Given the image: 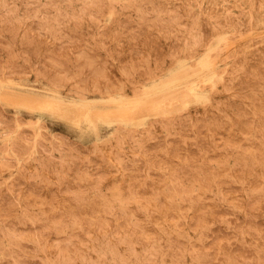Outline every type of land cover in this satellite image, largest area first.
<instances>
[{
	"label": "rangeland",
	"instance_id": "obj_1",
	"mask_svg": "<svg viewBox=\"0 0 264 264\" xmlns=\"http://www.w3.org/2000/svg\"><path fill=\"white\" fill-rule=\"evenodd\" d=\"M123 1H124V3H123ZM132 1H134V2H132ZM170 1L169 0H166V1L165 0H122V1L121 0H67L65 2V0H47V1L46 0H38V1L37 0L36 1L35 0L34 1L33 0H31V1H29V0H12V1L11 0H0V41L4 40V41L0 42V46H2V48L0 47V110H2V111H0L1 112L0 113V127L3 126V127H1L2 129L0 128V131H1L0 135L1 134L3 135V137H2V135L0 136V150H1L0 151V180H1L0 181V187H2V188H0V198H1L0 199L1 200L0 201V211H4V212H0V217L2 216V218H0L2 221V222L0 221V238H1L0 239V248H1L0 251H2V252H0V264H6V263L11 264L12 261L14 262V263L12 262V264H28V263L29 264L30 263L31 264H39V263L40 264H74V263L75 264L76 263L77 264H138V263H140V264H166V263L167 264H180L181 262H182V264H212V263L217 264L218 262H220L218 264H229V263L230 264H234V263L235 264H264V235H263L264 234V230H263L264 229V222L261 223L262 220L264 221V210H263V208H264V164H263L264 163V160H263L264 150L260 151V150L264 149V146H262V148H261V144L264 142V127H263L264 126V123H263L264 122V110H263L264 109V107H263L264 106L263 105L264 104L263 103L264 96L261 97V94H264V92H263V90H264V80H263L264 79V77H263L264 76V73H263L264 72L263 71L264 65L263 66H261V65L264 64V60L262 63V61H261L262 59L259 58V59H261L259 61V59L257 58V57H261V54L264 55V53H263L264 52V50H263L264 49V47H263L264 46V13H263L264 12V0H257L258 2L256 0H208V1L207 0H185V2H184V0H172L171 2ZM259 1H260V3H259ZM261 2H262V4H261ZM35 3H37V4H35ZM53 3L57 4V5H52V7H50L51 4H53ZM63 3H65V4H63ZM160 3H162V4H160ZM258 3L261 5H259ZM146 4H148V5H146ZM4 5H5V7H4ZM40 5H42L41 6L42 8L40 7ZM131 5H133V6H131ZM176 5L181 6V8H178L179 6H176ZM256 5H259L260 7L257 8L258 6H256ZM8 6L10 8H8ZM37 6H39V7H37ZM46 6H48V7H46ZM165 6H166V8L163 9ZM171 6L175 7L177 9V12L180 11V9H181V12L180 13L178 12L180 14L179 16H177L178 13L172 14V12H176V9L174 8V11H173V8ZM32 7H33V9H32ZM3 8H5V10ZM149 8H150V10H149ZM205 8H207V9L205 10ZM202 9H204V11ZM8 10H9V12L7 13L6 11H8ZM125 10H127V11H125ZM151 10H152V12H151ZM212 10H215V11H212ZM256 10H257V12H256ZM31 11H33V13ZM209 11L211 13L213 12L214 14L212 13V15H211V13ZM87 13L89 16L87 15V17H86ZM181 13H183L182 14L183 16L181 15ZM208 13H210V14H208ZM260 13H263V14H260ZM15 14H17V15H15ZM27 14H28V16H27ZM38 14H39V16H38ZM54 14L56 15L57 19L59 18L58 20L60 21V23L55 17L53 18ZM162 14L164 16H162ZM43 15H45L46 17L49 16L48 17L49 20ZM229 15H231V16H229ZM77 16H80L81 20L79 17L77 18ZM175 16L177 18H179L181 16V20H179L180 18L177 19ZM158 17H160L159 19H161V20L158 19L159 22L157 21ZM7 18L11 22H8ZM44 18L46 19V21L44 20ZM233 18H234V20H233ZM69 19H71V20H69ZM98 19H100V20H98ZM127 19H129V20H127ZM182 19H184V20L186 19L185 21H187L188 23L185 22L184 20H183V22H184L183 23ZM226 19H228V20H226ZM245 19H247L246 20L247 23H246ZM21 20H23V21H21ZM61 20L63 21V23L61 22ZM172 20H174V21L176 20V21L171 22ZM42 21H43V23H42ZM221 21H222V23H221ZM224 21H225V23H224ZM30 22H32V24H30ZM33 22H36V23H34L35 27L37 26L36 29L38 28V26H41V28L39 27L37 30H33V29H35ZM91 22L93 24H91ZM6 23H8V24H6ZM9 23H10V25H9ZM17 23H19V24H17ZM61 23H62V25H60ZM72 23H74L76 26L73 25ZM150 23H152V24H150ZM166 23H168V24H166ZM170 23H171V25H170ZM172 23H174V24H172ZM51 24H52V26H51ZM124 24H126V26ZM140 24H142V25H140ZM156 24H157V26H156ZM181 24H184V26ZM188 24H189V27H188ZM7 25H9V26H7ZM132 25H134V26H132ZM159 25H161L162 27ZM163 25H166L165 28ZM174 25H176V26H174ZM180 25H181V27H180ZM202 25L203 26L205 25L206 27L205 26L203 27ZM238 25H239V27H238ZM241 25H243V26H241ZM27 26H28L29 30H28ZM55 26L57 28H54ZM122 26H124L125 28H123ZM131 26H132V28H128ZM31 27H33V29H31ZM50 27H51V29H50ZM138 27H139L138 33L140 32L139 34L137 33V31H135V30H137ZM142 27H143V29H145V30L147 29V30L146 31L143 30ZM177 27H179V28H177ZM242 27H243V29H242ZM45 28H46V31H45ZM133 28H135L134 31H133ZM206 28H208V29H206ZM252 28L255 30H253ZM42 29H44V30H42ZM57 29H58V31L60 30V33L62 32L61 33L62 36H64V35L65 36L62 37L61 35H59V32L57 31ZM109 29H110V31H109ZM154 29L157 31L156 33H155ZM159 29H162V30H159ZM201 29L202 30L204 29V31L208 30L207 33H210V34L209 35L205 34L204 31H202ZM39 30L44 31V33L42 31L38 32ZM164 30H167V31H164ZM241 30H247V33L244 31H241ZM65 31H66V33L63 34V32H65ZM102 31L104 32V34H102ZM107 31H108V33L106 35L105 32H107ZM125 31H127L128 34L123 33ZM143 31L149 32V33L145 34ZM23 32L25 35L23 34ZM34 32L35 33L37 32L39 36L34 35L35 34ZM68 32H70V33L72 32L71 36H69L70 33H68ZM81 32H83L84 37H82ZM141 32H142V36L140 37L139 35H141ZM150 32H152V34L154 33L153 37L155 36L154 38L151 36V38H153L155 40L158 39V41H156L155 43H154L153 39L147 37V35L148 36L152 35ZM167 32H169V33H167ZM78 33H80L79 35L84 41L81 38H78V36H79ZM30 34H32L31 38H30ZM52 34H54V35H52ZM55 34L57 36H55ZM118 34H120V36ZM123 34H125L126 37ZM177 34H179L178 37L182 36L183 38L180 37V38H178L180 40H178ZM48 35H49V38H48ZM73 35L76 37H74ZM202 35H207L206 38H205V36H203L204 40L206 39V43L203 40ZM247 35H250V36H247ZM52 36L53 37L55 36V37L53 38ZM115 36H116V39L114 38ZM34 37L37 39L34 40ZM40 37L42 38L41 40L39 39ZM43 37H45L46 39ZM57 37L60 39H58ZM67 37L68 38L70 37L69 40H67L68 39ZM71 37H74V38L71 39ZM109 37H112V38H110V41H109ZM137 37H139V38H137ZM142 37H144V38L147 37L145 39L148 41H149V39H150V41L152 40L153 44H151V42L150 43L147 42L144 38H143L144 39L143 40ZM208 37H209V39L207 40ZM51 38H53L54 41H52L53 39L51 40ZM75 38L78 40V42ZM101 38H103V39L101 40ZM121 38H122V40H120ZM215 38H216V41H215ZM79 39H81V40H79ZM136 39H137V42H136ZM140 39L143 42H141ZM37 40H39L38 43H37ZM42 40H43V42L41 43ZM59 40H60V42H59ZM61 40L65 41V42L63 43V41H61ZM71 40H73V41L75 40L74 41L75 43L76 42L79 43V44L76 43L78 47H76V45L72 46L73 43H71ZM128 40H129V42H128ZM175 40L176 41L178 40V43L176 42L178 47H177L176 43L174 42ZM256 40L261 42V43L256 42ZM32 41H33V43H35L34 41H36V43L33 44V43H31ZM79 41L81 43L83 42L84 44L81 45V43ZM106 41L110 43V45H107V48L105 46H106V44H109V43H107ZM118 41L119 42L122 41V42L119 43ZM144 41H146V43ZM182 41H185V42H182ZM4 42H6L5 45H4ZM55 42H57L59 44H61V42H62L64 45L59 47V45L56 44ZM157 42H160V43L158 44ZM168 42H170L171 45H173V46L175 45V46L172 47L170 45V43L167 44ZM180 42H181V46H180ZM231 42H233V43H231ZM66 43L68 44L67 46H66ZM70 43L72 45H70ZM124 43L130 44L129 46L132 48L131 50H133V51L130 50L128 52L129 46H128V48H126V46L128 44L125 45ZM134 43H135V45H133ZM137 43H138V46H140L142 43H144L145 46H147V45L148 46L145 47L144 44H142L145 48V49L144 48L142 49L143 46H140L141 47L140 48L137 46ZM147 43H149V44H147ZM182 43H183V45H182ZM39 44H40V46H38ZM131 44H132V46H131ZM150 44L153 45L152 48L150 47L151 46ZM54 45H58V47H56ZM119 45H120V48H119ZM63 46H65V47H63ZM68 46H69V49H68ZM134 46L137 48H135ZM161 46H162V48H161ZM209 46L210 47L214 46L213 50H215V51L211 50V51H213V53L210 51L211 52L210 55L211 56L213 55L212 57H214L216 59L218 58L217 59L218 63H217V68H216V74H215V76L212 77L213 79H210V81H208L207 83L205 82V85L202 83L203 81L200 82L201 87L206 92L205 93L206 96L204 95V97H206V99L201 98L203 100H201V99L199 100V99H195V98H190L187 102L188 105H186L187 103L185 104L187 107L184 106L186 108V110L182 109L183 104L181 105L180 103L176 104V102H173L174 104L172 103V107H170L169 110L165 113H160V114H156V115H149V114H146V112L142 111V112L135 114V116H134L135 122L133 121L134 123H132V124H135L136 126L135 125L133 126L131 124H128V125H124V124H120V123L115 124V122H113V123H111L112 125L111 124L107 125V123L106 124L100 123V124H97L95 128H93V127L88 128V126L84 122L83 117L80 115L81 112H86V111H88V109L95 110V109H99V108H104L107 104L106 101L110 96L122 95V96L126 97L127 99L128 98L132 99L133 96L134 97L136 96L135 94L142 92L143 87L147 86L152 79H154L158 76L167 74L169 72V70L176 67V65L180 61L186 60L189 64L194 66L196 61H197V58L199 56H202L203 54H205L206 51H208ZM227 46L229 47V49L227 48ZM261 46L263 49L261 48ZM71 47H72V49H71ZM84 47H86L88 51ZM112 47H114V48H112ZM153 47H155V48H153ZM176 47L178 49L179 48H181V49L178 50ZM27 48L29 50H27ZM56 48H58V49L60 48V50L64 49V50H62L64 52H65V50L69 51L71 49L70 51H72V50L76 49L75 50L76 54L74 53V51L65 52L66 53L65 55H67L68 53L73 55V53H74L76 57H74V55H73V58H75L76 62L71 58V55H69V54L68 55L70 57L68 55L66 57L68 59V61H67V59H65V56L64 55L62 56V53L64 54V52H62V51L58 52V50ZM91 48H92V50H91ZM146 48L151 52L153 51V53L155 54L156 57L153 56V53L149 52ZM174 48H176L177 51ZM256 48L259 51H261L260 53H259V51H257L259 54H257V52L255 53V51L257 50ZM55 49L57 52H54ZM115 49H117L118 51ZM137 49L138 50L140 49V50L138 51ZM157 49H159V50H157ZM121 50H122V52H120ZM136 50L140 54L142 53L140 58L137 57V55H140V54ZM141 50H144V51H141ZM145 50H147V52ZM226 50H227V52H226ZM239 50H241V52ZM45 51H48V52L45 53ZM135 51H136L137 55L135 54ZM158 51H160L161 53L163 52L162 53L163 56L160 52L158 53ZM165 51H166V53H165ZM174 51H175V53H174ZM179 51H180V53L178 54ZM92 52H94V53H92ZM144 52H146L147 54L146 53L143 54ZM252 52H253V55H252ZM47 53H48V55H47ZM57 53H58V55H57ZM60 53H61L62 58L60 56ZM77 53H79V54H77ZM89 53H91V54L89 55ZM250 53H251V55H250ZM115 54H117V55L115 56ZM127 54H131V55H128V57H127ZM242 54L244 56H242ZM132 55L135 57V59ZM145 55H147V56H145ZM233 55H234V57H233ZM247 55H248V58H247ZM263 55H262V57L264 59ZM41 56H43L44 59ZM159 56L162 57L160 59L162 61L159 60V58H160ZM245 56H246V58H245ZM30 57H32V59ZM92 57H94V58H92ZM122 57H124V58H122ZM131 57H132V59H129ZM143 57H145V58L143 59ZM146 57H147V59H146ZM250 57L253 60L254 59L255 60L254 61L252 59L250 60ZM69 58H71V61ZM100 58H101V60H100ZM121 58L124 59L125 63L123 62V60H120ZM237 58L241 61L243 60L241 62L242 64L240 62H238ZM240 58H243V59H240ZM28 59L29 60L31 59L33 61H31V60L29 61ZM78 60H80V61H78ZM140 60H142L143 62L142 61H141L142 63L139 62ZM41 61H44V62H41ZM63 61L68 64V65L65 64L68 66V67H66L67 69H65V70L63 69L65 67ZM121 61L123 62V64L121 63ZM251 61H252V64L254 65V63H255L257 65V67H256V65L255 66L251 65L252 67H250L249 64H251ZM59 62H63V64H61ZM98 62L101 64H99ZM110 62H111V64H110ZM44 63H45V65H44ZM139 63H140V65H142V64L144 65L145 63L146 64L148 63V64L146 65V67H145V65L143 67V66H139ZM243 63H245L247 65H245ZM259 63H261V64H259ZM30 64H31V66H30ZM39 64H40V66H39ZM19 65H21V67ZM22 66L26 68L25 71H24V68ZM42 66L43 67L46 66L48 71L44 67L46 69L45 70ZM50 66H52V67H50ZM108 66H109V69H111V70L106 69V68H108ZM247 66L250 69L247 68ZM231 67H232V70H231ZM237 67H238V70L236 71ZM259 67H262V68L259 69ZM20 68H22V69L20 70ZM51 68H53V69H51ZM253 68H255V69H253ZM41 69H43V70H41ZM252 69H253V71H252ZM11 70L14 71L15 77H14V74ZM15 70L17 71V73ZM19 70L21 72L24 71V74L27 73L29 75H26V74L24 75L23 73L20 72L19 77H17ZM75 70H77V72ZM136 70H137V72H136ZM151 70H153V71H151ZM52 71L55 74L54 76H53V73H51ZM61 71L64 72V74ZM110 71L113 73V77H112V75H111L112 73H110ZM139 71L141 72V74ZM142 71H143V73H142ZM229 71H233V72L229 73ZM261 71L263 74L260 73ZM48 73H49V75H48ZM84 73H86V77H85ZM114 73H115V75H114ZM249 73H251V76L248 75ZM258 73H260V74H258ZM7 74H9V75H7ZM20 74H21V76H20ZM107 74H109V75H107ZM257 74L260 77H261V75H263L262 76L263 79L260 78L261 81L259 80V76H257ZM110 75L112 78L109 77ZM216 75H217V78H216ZM4 76H6V77L9 76L10 78L9 77L6 78ZM139 76H142V77H139ZM220 76H222L221 79H220ZM252 76L257 77L258 78V79L256 78L257 81L255 80V78L251 79ZM82 77H85V78H82ZM116 77H118V78H116ZM230 77H234V79H236V80H234L233 78H230ZM86 78H88V79H86ZM119 78H120V80H119ZM83 79H85V80H83ZM93 79H95V81ZM239 79L242 80L243 82L246 81L245 82L246 84L241 82ZM48 80H49V82H48ZM89 80L92 83H89L90 82ZM10 81H11V83H10ZM51 81H52V83H50ZM56 81H58V82H56ZM101 81H102V83H101ZM205 81H207V80H205ZM237 81H239V82H237ZM247 81H249L250 84ZM258 81L260 82L261 85L258 83ZM2 82H3V84H1ZM213 82H214V84H213ZM236 82H237V84H236ZM261 82L263 83V85ZM103 83H105L106 85ZM109 83H112V86L110 84L111 87L108 85ZM137 83H139L138 86H137ZM140 83H141V85H140ZM239 83L244 84L246 86V88L244 85H240ZM79 84L83 85V86H80ZM87 84L88 85L90 84V85L88 86ZM91 84H93V85H91ZM72 85H73V87H72ZM257 85H259V86H257ZM22 86H24L25 88ZM90 86H91V88H90ZM238 86H239V88L241 87L240 88L241 91H239ZM247 86L249 89L247 88ZM253 87H256V88H253ZM258 87H261V88L258 89ZM96 89H97V91H96ZM252 89L256 93H252V91H251ZM261 90H262V93H261ZM73 92H74V94H73ZM249 94H250V96H248ZM23 95H35L39 98L44 97V98H47V99L52 100V101H61L64 104V108L67 111H69L70 117L68 119L64 118V117L63 118L62 117H60V118L59 117H50L46 113V114L42 115L41 119H37L38 115L36 114V112L32 113V112H30V110H31V108L41 107V105H42L41 102H33V103L30 102L29 103L24 99ZM257 96H258V98H257ZM81 98H83V99H81ZM97 99L99 101H102V102H97L98 101ZM105 99H106V101H105ZM131 99H129V100H131ZM260 99H261V101H260ZM262 99H263V101H262ZM257 100H258V102H257ZM259 101L261 102V104H259L261 109H260L259 105H257L255 107L256 103L257 104L260 103ZM126 107H127L126 109L131 108L130 105L129 106L126 105ZM253 107H254V109H253ZM258 107H259V109H258ZM258 110H260V111L258 112ZM2 114L6 116V117L3 116L4 119L1 116ZM19 117L22 118L23 120L20 119ZM219 117H220V119H219ZM8 119L10 121H8ZM208 119H209V121H208ZM38 120H40V121H38ZM143 120L145 122H143ZM218 120L219 121L221 120V122H219ZM233 120H234V122H233ZM11 121H12V123H14L13 125H12ZM246 121H249V123H247ZM137 122H139V123H137ZM187 122H189V123H187ZM5 123L8 125L7 126L8 128L6 127ZM201 123L203 124L202 126H201ZM257 123H258V125H257ZM41 124H44V125H41ZM119 124L122 125V127H120ZM137 124L139 125V127ZM188 124L189 125L191 124V125L189 126ZM242 124H244V125H242ZM247 124L249 126V127L247 126L248 128L245 127ZM4 125H5V127H4ZM144 125H145V127H142ZM256 125H257V127H255ZM123 126H127L129 129L124 127V130H123ZM17 128H20V130L19 129L17 130ZM242 128H243V130H242ZM244 128L247 130L249 129V130L244 131ZM254 128L258 131L254 130ZM260 128H261V130H260ZM11 129H12V131H11ZM131 129H132V132H131ZM213 129H215L216 133ZM226 129L229 130L231 133H229V131H227ZM237 129L238 130L240 129L242 132L241 131L239 132ZM246 131H247V133H246ZM126 132H127L129 137L132 136V138L130 140H129V138L126 140V137H127ZM212 132H214V133H212ZM5 133H7V134H5ZM29 133L31 134V136L33 135L34 137L31 138ZM41 133H43V134H41ZM133 133H134V135H133ZM137 133H139V134H137ZM219 133H220V135L218 136ZM236 133H238L239 135ZM244 133H245V136L243 135ZM250 133H251V136H250ZM54 134H56V135H54ZM183 134H185V135H183ZM18 135L20 137L23 136L22 139ZM25 135H26V137H25ZM44 135L47 137L49 136L50 138L49 137L45 138ZM58 136H60L61 138ZM227 136L230 139H228ZM28 138L30 140H27ZM233 138H234V140H233ZM61 139H63V140H61ZM177 139H179V140H177ZM29 141H31V142H29ZM40 141H42V142H40ZM69 141H71L70 144H69ZM174 141H176L177 143ZM13 142H14V144H13ZM251 142H252V144H251ZM33 143H34V146H33ZM38 143L40 145H38ZM72 143H73V146H72ZM17 144H20V145H17ZM23 144L26 146V147L23 146L25 148L21 147V145H23ZM76 144L78 145L77 148H76ZM13 145H15L16 147H13ZM37 145H38V147L40 146L39 147L40 149L37 147ZM44 145H46V146H44ZM56 145H57V147H56ZM152 145H156V146L153 147ZM174 145H177V146H174ZM180 145H181V147H180ZM259 145H260V147H259ZM263 145H264V143H263ZM18 146H20V147H18ZM69 146H72V148ZM150 146H151V148H150ZM1 147H2V149H1ZM53 147H54V149H53ZM157 147H159V148H157ZM26 148H27L28 152L25 153L24 151H27V150H23V149H26ZM50 148H51V150H49ZM65 148L68 149L67 152H66L67 149H65ZM78 148H79V151H77ZM195 148H196V150H195ZM259 148H260V150H258ZM44 149L46 152L44 151ZM85 149H86V151H85ZM141 149H143V150H141ZM182 149H183V151H182ZM187 149H189V150H187ZM243 149H244V151H243ZM53 150H55V151L53 152ZM73 150H76V151H73ZM172 150H173V152H172ZM16 151L22 152L21 158H19L20 152L17 153ZM40 151H41V154H40ZM43 151L45 153H43ZM82 151L84 153L85 152L86 153L84 154ZM165 151H166V153H165ZM253 151H255V152H253ZM193 152H194V154H193ZM81 154H82V156H81ZM154 154H155V156H154ZM248 154H249V156H248ZM40 155H42V156H40ZM259 155H261V156H259ZM153 156H154V158H153ZM181 156H185V158L181 157ZM210 156H211V158H210ZM213 156L216 157V159ZM91 158L96 160L95 161L96 163H94V160H92ZM159 158H161L162 162L163 161L164 162L158 163V161H161ZM255 158L257 159V161ZM5 159L8 161H6ZM41 159H43V160H41ZM150 159H152V160H150ZM163 159H165L166 161ZM90 160L93 161V163H91ZM259 160H261V161H259ZM9 161H11V162H9ZM102 162H104V163L102 164ZM141 162L143 165L141 164ZM7 163L8 164L10 163L9 167L10 166H12V167L14 166V167L9 168L8 165H6ZM12 163L15 165H13ZM93 164H95V165L98 164V165H96V166H98V168L96 169V166ZM104 164L105 165L107 164L106 165L107 168L105 167ZM78 165H79V167H78ZM80 165H81V167H80ZM140 165H142V169H140L141 168ZM168 165H169V167H168ZM60 166H61V168H60ZM82 166H83L84 170L86 169L85 170L86 173L83 170ZM84 166H87L88 168H86ZM93 166H95V167H93ZM102 166H103V168H102ZM135 166H137V167H135ZM74 167H77L76 169H78V168L80 169V171L76 172L77 174H78V172H80V174L77 175L76 173H74L76 171V169ZM138 167L141 171L140 170L137 171ZM93 168L95 169L94 171H93ZM88 169H89V171H88ZM102 169H105L103 171L104 173L102 172ZM107 169H108V171H107ZM114 169H116V171H112ZM73 170H74V172H73ZM87 171H88V173H87ZM110 171H111V173H110ZM168 171H170V172H168ZM20 172L22 174H20ZM89 172H90V175H89ZM115 172H116V174H115ZM150 172H151V174H150ZM95 173H98V176H101L103 178L101 179V177H98ZM101 173H103V175H106V177L104 178V176ZM35 174H36V176H35ZM134 174L136 176H134ZM187 174H188V176H187ZM29 175H31V176H29ZM71 175L73 178L71 177ZM91 175L93 176V178ZM193 175H194V177H193ZM219 175H221V176H219ZM96 176H97V179L98 178H100V179L97 180ZM107 176H108V179H107ZM142 176H144L145 179ZM206 176H207V178H206ZM15 177H16V181H15ZM19 177H21V178L19 179ZM17 178L19 180H17ZM75 178L77 179L76 181L74 180ZM94 178H95L96 182H98V183H95V180H93ZM130 178H131V180L134 179V181L132 180L133 182H130L131 181ZM156 178H159V179H156ZM104 179H105V181H104ZM113 179L115 182L113 181ZM120 179H121L122 183L118 182V181H120ZM142 179H144V180H142ZM155 179L159 180V182L155 181ZM225 179L227 180L226 181L227 183L225 182ZM116 180H117V182H116ZM202 180H203V182H202ZM259 180H260V182H259ZM28 181H29V183H28ZM125 181H128V182H125ZM207 181L209 183H207ZM32 182H33V184H32ZM69 182L70 183L72 182V183L70 184ZM77 182H78V184H76ZM102 182H104L103 183L104 185H101ZM111 182H112V184H111ZM223 182H225V183H223ZM252 182H253L254 186L252 185ZM18 183H20V184L18 185ZM22 183H23V185L26 184L27 187L25 185V187H26L25 188L22 185ZM106 183H108L107 187L105 186ZM128 183H129V185H128ZM147 183L154 184V185L150 184L153 188L149 184L146 185ZM161 183L164 184L165 186L163 185V187H162ZM14 184H15V186L17 185V187H14ZM109 184H111V185H109ZM134 184H135V186H133L134 188L132 187L133 189H131L130 185L132 186ZM32 185H34L36 188H34V186H32ZM121 185H123V186H121ZM139 185L143 189H141ZM18 186H20V188ZM28 186H30V188ZM72 186H73V188H70ZM99 186H101L102 188ZM157 186H158V189H157ZM68 187H69V189H68ZM74 187H75V190L77 193L74 191ZM81 187H83V188H81ZM98 187L101 189H99ZM135 187H137V189ZM164 187H165V189H163ZM14 188H16V189H14ZM37 188H39V189L42 188V190L40 191ZM49 188H51L50 189L51 192H49ZM62 188H64V189H62ZM105 188L107 189L108 192L107 191L105 192ZM144 188H145V190H144ZM160 188H161V190H160ZM30 189H31V191H30ZM126 189L129 192V194L127 193ZM130 189L133 190V192ZM154 189H155V191H157V193L155 192L156 194L153 193ZM191 189H192V191H191ZM19 190H20V193H17ZM27 190L29 193L27 192ZM151 190H152V192H151ZM172 190H174V191L172 192ZM52 191L53 192L55 191V192L52 193ZM23 192L27 196H25ZM35 192L38 194H36ZM121 192L124 194H122ZM139 192H141V193H139ZM147 192H148L149 198L146 196ZM161 192H162V194H160ZM113 193H115V194L112 195ZM117 193H119V195H117ZM120 193H121V195H120ZM134 193H135V195H133ZM168 193H169V195H168ZM5 194L6 195L8 194V195L6 196ZM14 194H17L18 196L14 195ZM29 194L30 195L33 194V195L29 198L28 197ZM104 194L106 197L104 196ZM3 195L6 197H4ZM44 195H46V197ZM78 195L81 198H79ZM122 195H123V197H122ZM124 195H126V197ZM160 195H162V197ZM227 195H229V196H227ZM34 196H36L38 198L40 197L41 198V199L39 198L40 201L37 200L38 198L34 199L35 198ZM52 196L55 197V199L53 198L55 202L51 201ZM73 196H74V199H73ZM163 196H165L164 200H163V198H164ZM193 196H194V199H193ZM113 198H116V199H113ZM158 198L160 200H158ZM229 198H231V199L229 200ZM4 199H5V201H4ZM15 199H17V200L15 201ZM58 199H59V201H58ZM118 199L120 202H118ZM136 199H137V201H136ZM149 199H151V200L149 202H147ZM155 199L159 203L156 202ZM11 200H14V202ZM65 200H66V202H65ZM72 200H74L75 203ZM94 200H96V201H94ZM121 200H122V202H121ZM165 200L168 201L166 203L168 204V207L170 209H168V208L165 209L167 207V204L163 205V202ZM30 201H32V203H30ZM33 201H34V203H33ZM45 201H46V203H45ZM48 201H50V202H48ZM62 201H64V202H62ZM124 201H126V203ZM129 201H131V202H129ZM12 202L14 203L13 204L14 206H12ZM37 202L39 203V206H38ZM52 202H53V205H52ZM173 202H175L176 204L175 203L173 204ZM49 203H51V204H49ZM97 203H98V206H97ZM123 203H125V204H123ZM160 203H162V204H160ZM70 204H72V205H70ZM142 204H144V205H142ZM159 204H160V206H159ZM73 205H74V207H73ZM77 205H78V207H77ZM127 205L130 208L133 206L130 211L132 212V210H133L134 213L131 214L129 211H127L130 209ZM203 205H204V207H203ZM1 206L3 208H1ZM5 206H6V208H5ZM11 206L14 209H12ZM59 206H61V207H59ZM106 206H107V209H106ZM119 206L122 209H120ZM161 206H163V207H161ZM164 206H166V207H164ZM180 206L184 207L185 209L187 208V209L185 210L183 208L184 210H182ZM85 207H86V209H85ZM91 207L94 209H92ZM144 207H145V209H144ZM97 208L100 209L99 212H98ZM102 208H103V210H102ZM118 208L121 210V211L119 210V213H117ZM125 208H127V210H125ZM133 208H135V210ZM7 209L8 210L10 209L8 213L6 212V211H8ZM45 209H46V211H45ZM52 209H53V211H52ZM80 209H81V211H80ZM136 209H138V210L136 211ZM159 209H163L164 211H166V210L167 211L164 212V211L159 210ZM15 210H17V211H15ZM89 210H91V212ZM94 210H95V213L96 212L98 213V214L96 213L97 219L95 218V216L93 217V215H95ZM145 210H147V211H145ZM247 210H248V212H247ZM10 211H11V213H10ZM100 211L103 212L102 215H101ZM126 211L129 215L123 214ZM197 211H199V212L197 213ZM5 212L8 215H9V213L11 215L14 212L13 214L15 216L12 214L13 215V217H12L13 219H12L11 216L9 217ZM77 212L78 213L81 212L83 215L85 214L87 217L85 216L83 221H82L81 217L83 215H81V213L79 215V214H77ZM104 212H105V214H107L106 217H108V218L105 217L106 219H104V217H103ZM135 212H137V213H135ZM88 213H89L90 217H92L91 219H93L92 220L93 222L95 220H97L95 222V225L93 222L90 221V218L88 217L89 216ZM150 213L153 216H151ZM160 213L162 215L164 214V216H162ZM170 213H171V215H170ZM207 213H209L210 215ZM53 214H54V216H53ZM59 214L62 216H57ZM105 214H104V216H105ZM116 214L119 216H117ZM130 214H131V216H130ZM134 214H136L137 217H134ZM190 214H192V216ZM77 215L81 219H78L79 217ZM122 215L128 217V219H126V217H123ZM99 216H101V217H99ZM138 216H140L141 218L140 217L138 218ZM149 216H151V217H149ZM157 216H159L160 221L158 220V218H156ZM186 216H187V218H185ZM235 216H237V217H235ZM3 217H6V218H3ZM72 217H74V218H72ZM118 217H119V219H118L119 221L118 220L117 221L119 223L116 222V220H115V218H118ZM152 217H155V220ZM162 217H164V218H162ZM168 217H169V221H168ZM176 217H177V219H176ZM189 217L191 218V220ZM9 218H11V219H9ZM87 218H89V219H87ZM98 218L105 220L104 222H105L106 226L102 227L101 225L104 222ZM109 218L111 221L109 220ZM70 219H72V220L76 219V221L73 222ZM85 219H87V220H85ZM174 219H176V220H174ZM124 220H127V221L129 220L131 223L126 222ZM137 220H139L140 222H138ZM144 220H147L146 223ZM67 221H68V223H67ZM87 221L88 222L90 221L89 222V223H91V224H89L90 226L88 225ZM148 221H149V223H148ZM152 221H155V222L153 223ZM8 222H11V223H8ZM85 222H87V224ZM110 222H111L112 226L109 224ZM114 222H115V224L113 226ZM189 222H190V224H189ZM246 222H248V223L246 224ZM12 223H13V225H12ZM73 223H75V224H73ZM120 223H121V225H120ZM128 223L131 224L130 225L131 227L128 225ZM137 223H138V226L139 227L142 226V228L137 227ZM96 224H98V225H96ZM105 224H103V225H105ZM123 224L125 225L124 227H122ZM133 224H134V226H132ZM181 224H183V225H181ZM86 225H88V227H90V228H86L87 227ZM115 225L117 226V228H115ZM126 225H128V226H126ZM145 225H146V227H145ZM184 225H185V227H184ZM192 225H194V226H192ZM204 225H206V226L204 227ZM11 226H12V228H11ZM28 226H30L29 228L30 229L32 228L33 231L30 230L28 228ZM40 226H41V228H40ZM42 226H43V228H42ZM97 226L98 227L101 226L100 227L101 231L99 228L97 229ZM143 226L145 227V230L148 227V230H146L147 234L145 233ZM36 227H38V228H36ZM104 227H106V228H104ZM126 227H128L130 230L127 229ZM132 227H134L135 229L134 228L132 229ZM150 227L151 228L153 227L154 231H156V232H154V231L150 232L149 231ZM161 227H163V228H161ZM216 227H218V228H216ZM258 227H259V229H258ZM76 228L78 229V231ZM84 228H85V230L83 231ZM136 228L139 230H137ZM10 229H12V230H10ZM124 229H126L128 233L126 231H124ZM140 229H142V230H140ZM153 229H151V230H153ZM216 229H218V231ZM17 230H18V232H17ZM44 230H45V232H44ZM215 230L218 233H216ZM246 230H248V231H246ZM69 231L72 233V236L69 235V234H71ZM85 231H86V233H85ZM87 231L89 232L88 234H87ZM92 231H93V233H92ZM102 231H104V232H102ZM112 231H117V232H112ZM130 231L132 232L133 236L136 234L134 237L132 236L133 239L131 238L132 234ZM137 231H139L138 234H137ZM140 231H142L144 233H142ZM238 231H239V233H238ZM30 232H32V233H30ZM34 232H36V234ZM41 232H42V234H41ZM78 232L80 233V239L79 240H78V238H79ZM148 232H150V234ZM47 233H49L50 236ZM102 233H103V235H102ZM117 233H118V236H117ZM139 233H141V236L139 235ZM153 233H155V234H153ZM229 233H231V234H229ZM52 234H54V235H52ZM75 234H77V236ZM144 234H146V235H144ZM255 234H256V237H255ZM45 235L49 236L48 239H47V237H45ZM73 235L76 237V239L74 238L76 241H74V239L72 238V237H74ZM101 235L104 236L105 239ZM137 235H139L140 238ZM151 235H154V238ZM159 236L161 237L160 240H159ZM216 236H217V238H215ZM220 236H221V238H220ZM67 237H70V240L69 239L66 240ZM89 237H90V239H89ZM99 237H100V239H98ZM136 237L138 240L136 239ZM144 237H145L146 242L143 243L144 244L143 245L141 243L144 242ZM156 237H158V238H156ZM53 238H55L56 240ZM81 238L83 239V241H81L82 240ZM57 239H58V241H57ZM117 239L119 241H117ZM134 239H135V242H134ZM152 239H154L155 242H153ZM63 240H65L64 244L66 246L64 244H62ZM84 240H86L87 242ZM127 240H129L130 242ZM136 240H137V242L141 241V243L138 242V244H137ZM178 240H179V242H178ZM50 241H51V243H50ZM60 241H62V242H60ZM71 241H72V243H71ZM156 241H157V243H156ZM17 242H18V244L19 243L20 244L18 245ZM82 242H84V243H82ZM126 242H128V243H126ZM193 242H194V244H193ZM15 243H16V245H14ZM105 243H106V245L104 246ZM146 243L148 244V246L150 248L148 246L147 247L145 246V245H147ZM184 243H185V245H183ZM208 243H209V245H208ZM12 244L14 245V247ZM67 244H69V245H67ZM72 244L75 246H73ZM140 244L145 246L146 248L142 247ZM17 245H18V248H17ZM60 245H61V247H60ZM62 245L64 246L63 247L64 249L69 248L70 252L67 251L68 249H66L64 251L62 248ZM84 245H86L88 248ZM137 245H139V246H137ZM237 245H239V246H237ZM24 246H26V247H24ZM77 246L79 248H77ZM71 247L76 249V250L74 249L76 251V253H74L75 251H73V249ZM98 247H101V248H98ZM106 247H107V249H106ZM196 247H199V250ZM24 248H25V250H24ZM31 248L33 250H31ZM112 248L113 249L115 248L116 250L115 249L113 250ZM200 248H202V249H200ZM233 248H236V249H233ZM245 248L247 250L244 253ZM142 249H143V251H142ZM5 250H7L8 253H10V254H7L6 253L7 251L5 252ZM26 250L28 252H26ZM77 250H78V252H77ZM81 250H83V251H81ZM148 250H150V251H148ZM175 250H177V251L175 252ZM88 251H90V252H88ZM139 251H140V253H139ZM145 251H147V253ZM212 251H214V252H212ZM247 251H249L248 256H247ZM110 252H111V256H110ZM142 252H144V253H142ZM149 252H151V253L149 254ZM250 252H251V254H250ZM26 253H27V256H26ZM29 253L30 254L32 253V255H30ZM67 253L69 255H67ZM100 253H104V255L100 254ZM145 253H146V256L148 255L147 258L151 257V258H149L150 260H148L146 258ZM210 253H212L213 255ZM3 254H4V256H3ZM89 254H91V255H89ZM142 254H144V255H142ZM170 254H171V256H170ZM179 254H180V256L177 257ZM239 254H240V256H239ZM6 255H9L11 257L8 256V258H7ZM71 255H72V257H70ZM149 255H151V256H149ZM249 255H251V256H249ZM173 256H174V258H172ZM242 256H244L245 259ZM13 257H15V258H13ZM84 257L86 258V260ZM141 257H142V260L144 262L141 261ZM154 257L157 259H155ZM143 258H145V259H143ZM181 258H183V259H181ZM193 258H194V260H193ZM9 259L12 261H10ZM146 259H147V261H146ZM220 259H222V260L219 261ZM17 260H18V262H17ZM78 260H82V261H78ZM171 260L175 261V262H172ZM33 261H35V262H33ZM36 261H38V262H36ZM177 261H178V263H177ZM71 262H74V263H71ZM156 262H158V263H156Z\"/></svg>",
	"mask_w": 264,
	"mask_h": 264
},
{
	"label": "bare ground",
	"instance_id": "obj_2",
	"mask_svg": "<svg viewBox=\"0 0 264 264\" xmlns=\"http://www.w3.org/2000/svg\"><path fill=\"white\" fill-rule=\"evenodd\" d=\"M11 1H12V0H11ZM29 1H31V0H29ZM33 1H34V0H33ZM35 1H36V0H35ZM37 1H38V0H37ZM46 1H47V0H46ZM66 1H67V0H65V2H66ZM121 1H122V0H121ZM165 1H166V0H165ZM169 1H170V0H169ZM171 1H172V0H171ZM171 1H170V2H171ZM207 1H208V0H207ZM256 1H257V0H256ZM68 2H69V1H68ZM84 2H85V1H84ZM102 2H103V1H102ZM132 2H134V1H132ZM144 2H145V1H144ZM144 2H143V3H144ZM159 2H160V1H159ZM159 2H158V3H159ZM177 2H178V1H177ZM184 2H185V0H184ZM184 2H183V3H184ZM257 2H258V1H257ZM4 3H5V2H4ZM37 3H38V2H37ZM37 3H35V4H37ZM123 3H124V1H123ZM140 3H141V2H140ZM259 3H260V1H259ZM259 3H258V4H259ZM2 4H3V3H2ZM5 4H6V3H5ZM33 4H34V3H33ZM45 4H46V3H45ZM63 4H65V3H63ZM93 4H94V3H93ZM130 4H131V3H130ZM148 4H149V3H148ZM148 4H146V5H148ZM160 4H162V3H160ZM170 4H171V3H170ZM207 4H208V3H207ZM221 4H222V3H221ZM227 4H228V3H227ZM246 4H247V3H246ZM261 4H262V2H261ZM261 4H259V5H261ZM48 5H49V4H48ZM52 5H57V4H54V3H53V4H51L50 7H52ZM96 5H97V4H96ZM100 5H101V4H100ZM144 5H145V4H144ZM158 5H159V4H158ZM171 5H172V4H171ZM243 5H244V4H243ZM259 5H256V6H258L257 8L260 7ZM29 6H30V5H29ZM34 6H35V5H34ZM41 6H42V5H40V7H41ZM131 6H133V5H131ZM162 6H163V5H162ZM176 6H179V5H176ZM219 6H220V5H219ZM226 6H227V5H226ZM232 6H233V5H232ZM4 7H5V5H4ZM6 7H7V6H6ZM19 7H20V6H19ZM37 7H39V6H37ZM46 7H48V6H46ZM171 7H172V6H171ZM204 7H205V6H204ZM207 7H208V6H207ZM211 7H212V6H211ZM215 7H216V6H215ZM230 7H231V6H230ZM8 8H10V7L8 6ZM25 8H26V7H25ZM34 8H35V7H34ZM41 8H42V7H41ZM103 8H104V7H103ZM127 8H128V7H127ZM130 8H131V7H130ZM147 8H148V7H147ZM151 8H152V7H151ZM165 8H166V6H165L163 9H165ZM172 8H173V11H174V8H175V7H172ZM178 8H181V6H179ZM213 8H214V7H213ZM248 8H249V7H248ZM3 9L5 10V8H3ZM32 9H33V7H32ZM37 9H38V8H37ZM50 9H51V8H50ZM54 9H55V8H54ZM66 9H67V8H66ZM100 9H101V8H100ZM128 9H129V8H128ZM161 9H162V8H161ZM169 9H170V8H169ZM175 9H176V8H175ZM206 9H207V8H205V10H206ZM222 9H223V8H222ZM246 9H247V8H246ZM149 10H150V8H149ZM182 10H183V9H182ZM202 10L204 11V9H202ZM257 10H258V9H257ZM257 10H256V12H257ZM28 11H29V10H28ZM28 11H27V12H28ZM37 11H38V10H37ZM125 11H127V10H125ZM137 11H138V10H137ZM140 11H141V10H140ZM170 11H171V10H170ZM189 11H190V10H189ZM191 11H192V10H191ZM212 11H215V10H212ZM6 12L8 13L9 10L6 11ZM31 12L33 13V11H31ZM31 12H30V13H31ZM55 12H56V11H55ZM64 12H65V11H64ZM135 12H136V11H135ZM138 12H139V11H138ZM151 12H152V10H151ZM154 12H155V11H154ZM164 12H165V11H164ZM166 12H167V11H166ZM171 12H172V11H171ZM178 12L180 13V12H181V9H180V11H178ZM178 12H177V9H176V12H172V14H174V13L176 14V13H178ZM182 12H183V11H182ZM209 12H210V11H209ZM258 12H259V11H258ZM4 13H5V12H4ZM14 13H15V12H14ZM21 13H22V12H21ZM36 13H37V12H36ZM102 13H103V12H102ZM159 13H160V12H159ZM179 13L177 14V16L180 15ZM210 13H211V12H210ZM210 13H208V14H210ZM212 13H213V12H212ZM212 13H211V15H212ZM263 13H264V12H263ZM263 13H260V14H263ZM34 14H35V13H34ZM55 14H56V13H55ZM55 14H54V15H55ZM75 14H76V13H75ZM137 14H138V13H137ZM167 14H168V13H167ZM167 14H166V15H167ZM182 14H183V13H181V15H182ZM213 14H214V13H213ZM217 14H218V13H217ZM9 15H10V14H9ZM15 15H17V14H15ZM54 15H53V18H54V17L56 18V15H55V16H54ZM87 15H88V13L86 14V17H87ZM109 15H110V14H109ZM109 15H108V16H109ZM120 15H121V14H120ZM168 15H169V14H168ZM238 15H239V14H238ZM240 15H241V14H240ZM2 16H3V15H2ZM27 16H28V14H27ZM38 16H39V14H38ZM40 16H41V15H40ZM43 16H45V15H43ZM88 16H89V15H88ZM149 16H150V15H149ZM162 16H164V15L162 14ZM182 16H183V15H182ZM184 16H185V15H184ZM229 16H231V15H229ZM24 17H25V16H24ZM45 17H46V16H45ZM48 17H49V16H47L46 18L48 19ZM78 17L80 18V16H77V18H78ZM91 17H92V16H91ZM93 17H94V16H93ZM109 17H110V16H109ZM165 17H166V16H165ZM175 17H176V16H175ZM185 17H186V16H185ZM242 17H243V16H242ZM254 17H255V16H254ZM21 18H22V17H21ZM37 18H38V17H37ZM50 18H51V17H50ZM70 18H71V17H70ZM97 18H98V17H97ZM159 18H160V17L157 18V21H158V22H159V20H161V19H159ZM161 18H162V17H161ZM176 18H177V17H176ZM179 18H180V19H179ZM179 18H177V19L181 20V16H180ZM29 19H30V18H29ZM33 19H34V18H33ZM56 19H57V18H56ZM58 19H59V18H58ZM58 19H57V20H58ZM73 19H74V18H73ZM82 19H83V18H82ZM100 19H101V18H100ZM100 19H98V20H100ZM146 19H147V18H146ZM158 19H159V20H158ZM235 19H236V18H235ZM5 20H6V19H5ZM38 20H39V19H38ZM44 20L46 21L45 18H44ZM48 20H49V19H48ZM51 20H52V19H51ZM64 20H65V19H64ZM67 20H68V19H67ZM69 20H71V19H69ZM80 20H81V18H80ZM127 20H129V19H127ZM154 20H155V19H154ZM183 20H184V19H182V22H183ZM185 20H186V19H185ZM185 20H184V21H185ZM222 20H223V19H222ZM226 20H228V19H226ZM233 20H234V18H233ZM246 20H247V19H245V21H246ZM7 21H8V22H11V21H9L8 18H7ZM14 21H15V20H14ZM18 21H19V20H18ZM21 21H23V20H21ZM34 21H35V20H34ZM58 21H59V20H58ZM58 21H57V22H58ZM112 21H113V20H112ZM123 21H124V20H123ZM150 21H151V20H150ZM155 21H156V20H155ZM175 21H176V20H175ZM175 21L172 20L171 22H175ZM48 22H49V21H48ZM51 22H52V21H51ZM61 22L63 23L62 20H61ZM121 22H122V21H121ZM158 22H157V23H158ZM160 22H161V21H160ZM165 22H166V21H165ZM185 22H187V21H185ZM219 22H220V21H219ZM34 23H36V22H33V24H34ZM42 23H43V21H42ZM59 23H60V21H59ZM62 23H61L60 25H62ZM117 23H118V22H117ZM125 23H126V22H125ZM183 23H184V22H183ZM187 23H188V22H187ZM221 23H222V21H221ZM221 23H220V24H221ZM224 23H225V21H224ZM226 23H227V22H226ZM244 23H245V22H244ZM244 23H243V24H244ZM246 23H247V21H246ZM6 24H8V23H6ZM17 24H19V23H17ZM25 24H26V23H25ZM30 24H32V22H30ZM46 24H47V23H46ZM72 24L75 25L74 23H72ZM91 24H93V23L91 22ZM131 24H132V23H131ZM150 24H152V23H150ZM158 24H159V23H158ZM166 24H168V23H166ZM172 24H174V23H172ZM203 24H204V23H203ZM240 24H241V23H240ZM253 24H254V23H253ZM9 25H10V23H9ZM9 25H7V26H9ZM11 25H12V24H11ZM28 25H29V24H28ZM58 25H59V24H58ZM63 25H64V24H63ZM79 25H80V24H79ZM124 25L126 26V24H124ZM140 25H142V24H140ZM161 25H162V24H161ZM161 25H159V26H161ZM170 25H171V23H170ZM181 25L184 26V24H181ZM181 25H180V27H181ZM222 25H223V24H222ZM234 25H235V24H234ZM245 25H246V24H245ZM248 25H249V24H248ZM18 26H19V25H18ZM46 26H47V25H46ZM51 26H52V24H51ZM75 26H76V25H75ZM112 26H113V25H112ZM112 26H111V27H112ZM132 26H134V25H132ZM132 26H131V27H128V28H132ZM135 26H136V25H135ZM143 26H144V25H143ZM150 26H151V25H150ZM156 26H157V24H156ZM163 26H164V28H165L166 25H163ZM174 26H176V25H174ZM177 26H178V25H177ZM202 26H203V25H202ZM204 26H205V25H204ZM204 26H203V27H204ZM210 26H211V25H210ZM241 26H243V25H241ZM20 27H21V26H20ZM34 27H35V24H34ZM36 27H37V26H36ZM36 27H35V29H33V27H31V29H33V30H37L39 27L41 28V26H38L37 29H36ZM77 27H78V26H77ZM94 27H95V26H94ZM122 27L125 28L124 26H122ZM139 27H140V26H139ZM139 27L137 28V30H135V28H133V31L135 30V31H137V33H138V29H139ZM161 27H162V26H161ZM161 27H160V28H161ZM185 27H186V26H185ZM188 27H189V24H188ZM205 27H206V26H205ZM238 27H239V25H238ZM27 28H28V26H27ZM54 28H57V27L55 26ZM59 28H60V27H59ZM126 28H127V27H126ZM128 28H127V29H128ZM147 28H148V27H147ZM153 28H154V27H153ZM153 28H152V29H153ZM156 28H157V27H156ZM169 28H170V27H169ZM173 28H174V27H173ZM177 28H179V27H177ZM194 28H195V27H194ZM201 28H202V27H201ZM248 28H249V27H248ZM50 29H51V27H50ZM61 29H62V28H61ZM79 29H80V28H79ZM103 29H104V28H103ZM127 29H126V30H127ZM142 29H143V27H142ZM150 29H151V28H150ZM188 29H189V28H188ZM204 29H205V28H204ZM204 29H203V30L201 29V30L204 31ZM206 29H208V28H206ZM242 29H243V27H242ZM249 29H250V28H249ZM252 29H253V28H252ZM28 30H29V28H28ZM42 30H44V29H42ZM42 30H39L38 32H41ZM106 30H107V29H106ZM143 30H145V29H143ZM146 30H147V29H146ZM146 30H145V31H146ZM154 30H155V29H154ZM159 30H162V29H159ZM167 30H168V29H167ZM167 30H164V31H167ZM174 30H175V29H174ZM247 30H248V29H247ZM247 30H241V31H244V32L247 33ZM253 30H255V29H253ZM259 30H260V29H259ZM31 31H32V30H31ZM31 31H30V32H31ZM45 31H46V28H45ZM57 31H58V29H57ZM109 31H110V29H109ZM127 31H128V30H127ZM127 31H125V32H123V33L126 34ZM133 31H132V32H133ZM205 31H206V32H205ZM205 31H204L205 34H207V35L210 34V33H207L208 30H205ZM209 31H210V30H209ZM249 31H250V30H249ZM32 32H33V31H32ZM42 32L44 33V31H42ZM58 32H59V35H61L62 32L60 33V30H59ZM77 32H78V31H77ZM129 32H130V31H129ZM143 32H144V31H143ZM156 32H157V31L155 30V33H156ZM161 32H162V31H161ZM238 32H239V31H238ZM28 33H29V32H28ZM34 33H35V32H34ZM64 33H66V31L63 32V34H64ZM68 33H70V32H68ZM71 33H72V32H71ZM71 33H70L69 36H71ZM81 33H82V34H81L82 37H84V36H83V35H84L83 32H81ZM107 33H108V31L105 32L106 35H107ZM109 33H110V32H109ZM114 33H115V32H114ZM139 33H140V32H139ZM139 33H138V34H139ZM144 33L146 34V33H149V32H144ZM150 33L152 34V32H150ZM164 33H165V32H164ZM167 33H169V32H167ZM178 33H179V32H178ZM185 33H186V32H185ZM197 33H198V32H197ZM201 33H202V32H201ZM23 34H24V32H23ZM79 34H80V33H78V35H79ZM102 34H104L103 31H102ZM125 34H123V35L125 36ZM127 34H128V33H127ZM153 34H154V33H153ZM153 34H152V35H149V36L147 35V37L151 38V36L153 37ZM157 34H158V33H157ZM24 35H25V34H24ZM34 35L39 36L37 32H36ZM44 35H45V34H44ZM52 35H54V34H52ZM59 35H58V36H59ZM74 35H75V34H74ZM74 35H73V36H74ZM118 35L120 36V34H118ZM184 35H185V34H184ZM197 35H198V34H197ZM199 35H200V34H199ZM207 35H202V37L205 36V38H206ZM27 36H28V35H27ZM55 36H57V35L55 34ZM55 36H54V37H55ZM61 36H62V35H61ZM64 36H65V35H64ZM64 36H62V37H64ZM116 36H117V35H116ZM116 36L114 37L115 39H116ZM121 36H122V35H121ZM139 36H140V37L142 36V32H141V35H139ZM178 36H179V34H177V39L180 38V37H182V36H180V37H178ZM186 36H187V35H186ZM222 36H223V35H222ZM247 36H250V35H247ZM24 37H25V36H24ZM28 37H29V36H28ZM31 37H32V34H30V38H31ZM41 37H42V36H41ZM41 37L39 38L40 40L42 39ZM52 37H53V36H52ZM54 37H53V38H54ZM74 37H76V36H74ZM74 37H71V39H73ZM89 37H90V36H89ZM100 37H101V36H100ZM104 37H105V36H104ZM106 37H107V36H106ZM125 37H126V36H125ZM134 37H135V36H134ZM147 37H145V38H147ZM154 37H155V36H154ZM154 37H153V38H154ZM170 37H171V36H170ZM173 37H174V36H173ZM194 37H195V36H194ZM43 38H45V37H43ZM48 38H49V35H48ZM53 38H51V40H52ZM57 38H58V37H57ZM67 38H68V37H67ZM67 38H66V39H67ZM69 38H70V37H69ZM69 38H68L67 40H69ZM78 38H81L80 35L78 36ZM90 38H91V37H90ZM110 38H112V37H109V41H110ZM137 38H139V37H137ZM143 38H144V37H142V39H143ZM145 38H144V39H145ZM153 38H151V39H153ZM182 38H183V37H182ZM184 38H185V37H184ZM192 38H193V37H192ZM246 38H247V37H246ZM24 39H25V38H24ZM28 39H29V38H28ZM35 39H37V38L34 37V40H35ZM45 39H46V38H45ZM55 39H56V38H55ZM58 39H60V38H58ZM75 39H76V38H75ZM81 39H82V38H81ZM81 39H79V40H81ZM102 39H103V38H101V40H102ZM117 39H118V38H117ZM144 39H143V40H144ZM174 39H175V38H174ZM198 39H199V38H198ZM208 39H209V37L207 38V40H208ZM219 39H220V38H219ZM230 39H231V38H230ZM64 40H65V39H64ZM76 40H77V39H76ZM82 40H83V39H82ZM120 40H122V38H121ZM129 40H130V39H129ZM129 40H128V42H129ZM131 40H132V39H131ZM134 40H135V39H134ZM140 40H141V39H140ZM145 40H146V39H145ZM153 40H154V43H155L156 41H158V39H156V40L153 39ZM166 40H167V39H166ZM169 40H170V39H169ZM172 40H173V39H172ZM178 40H180V39H178ZM178 40H177V41L175 40L174 42H175V43H176V42L178 43ZM182 40H183V39H182ZM191 40H192V39H191ZM203 40H204V37H203ZM222 40H223V39H222ZM2 41H4V40H2ZM2 41H0V42H2ZM24 41H25V40H24ZM45 41H46V40H45ZM52 41H54V39H53ZM52 41H51V42H52ZM56 41H57V40H56ZM61 41H63V40H61ZM74 41H75V40H74ZM74 41L71 40V43H73V45H72L71 43H70V45H72V46H75V45H76V47H78V46H77V44H79V43H77L78 40H77V42H76L77 44H76ZM83 41H84V40H83ZM94 41H95V40H94ZM104 41H105V40H104ZM146 41L149 42V43L151 42V44H153L152 40L150 41V39H149V41H148V40H146ZM146 41H144V42L146 43ZM196 41H197V40H196ZM204 41H205V43H206V39H205ZM204 41H203V42H204ZM215 41H216V38H215ZM34 42L36 43V41H34ZM38 42H39V40H37V43H38ZM42 42H43V40L41 41V43H42ZM59 42H60V40H59ZM64 42H65V41H63V43H64ZM79 42H80V41H79ZM101 42H102V41H101ZM106 42H107V41H106ZM118 42H119V41H118ZM120 42H122V41H120ZM120 42H119V43H120ZM134 42H135V41H134ZM136 42H137V39H136ZM136 42H135V43H136ZM139 42H140V41H139ZM139 42H138V43H139ZM141 42H143V41L141 40ZM170 42H171V41H170ZM170 42H168L167 44H169ZM182 42H185V41H182ZM193 42H194V41H193ZM203 42H202V43H203ZM219 42H220V41H219ZM222 42H223V41H222ZM256 42H259V41L256 40ZM31 43H33V41H32ZM35 43H33V44H35ZM55 43L58 44L59 47L62 46V45H64L62 42H61V44H59V43H57V42H55ZM55 43H54V44H55ZM80 43H81V42H80ZM87 43H88V42H87ZM104 43H105V42H104ZM107 43H109V42H107ZM119 43H118V44H119ZM132 43H133V42H132ZM135 43H134L133 45H135ZM138 43H137V46H138ZM149 43H147V44H149ZM157 43L159 44L160 42H157ZM172 43H173V42H172ZM177 43H176V45H177ZM231 43H233V42H231ZM238 43H239V42H238ZM253 43H254V42H253ZM259 43H261V42H259ZM259 43H258V44H259ZM5 44H6V42H4V45H5ZM27 44H28V43H27ZM52 44H53V43H52ZM52 44H51V45H52ZM82 44H84V43L82 42L81 45H82ZM113 44H114V43H113ZM122 44H123V43H122ZM124 44H125V43H124ZM126 44H128V43H126ZM126 44H125V45H126ZM139 44H140V43H139ZM142 44H144V43H142ZM142 44H141L140 46H143ZM147 44H146V45H147ZM151 44H150V45H151ZM217 44H218V43H217ZM4 45H3V46H4ZM58 45H54V46L58 47ZM67 45H68V44L66 43V46H67ZM70 45H69V46H70ZM87 45H88V44H87ZM107 45H110V43H109V44H106V46H105L106 48H107ZM125 45H124V46H125ZM129 45H130V44H128V45L126 46V48H128ZM154 45H155V44H154ZM162 45H163V44H162ZM170 45H171V43H170ZM182 45H183V43H182ZM202 45H203V44H202ZM202 45H201V46H202ZM229 45H230V44H229ZM234 45H235V44H234ZM234 45H233V46H234ZM6 46H7V45H6ZM38 46H40V44H39ZM52 46H53V45H52ZM69 46H68V49H69ZM116 46H117V45H116ZM131 46H132V44H131ZM140 46H138V47H140ZM144 46H145V44H144ZM144 46L142 47V49L144 48ZM147 46H148V45H147ZM147 46H145V47H147ZM152 46H153V45H151L150 47L152 48ZM158 46H159V45H158ZM167 46H168V45H167ZM171 46L174 47L175 45H174V46L171 45ZM180 46H181V42H180ZM180 46H179V47H180ZM187 46H188V45H187ZM204 46H205V45H204ZM0 47L2 48V46H0ZM63 47H65V46H63ZM76 47H75V48H76ZM91 47H92V46H91ZM134 47H135V46H134ZM156 47H157V46H156ZM159 47H160V46H159ZM159 47H158V48H159ZM177 47H178V45H177ZM177 47H176V48H177ZM183 47H184V46H183ZM195 47H196V46H195ZM202 47H203V46H202ZM215 47H216V46H215ZM263 47H264V46H263ZM10 48H11V47H10ZM80 48H81V47H80ZM84 48L87 50L86 47H84ZM89 48H90V47H89ZM102 48H103V47H102ZM112 48H114V47H112ZM119 48H120V45H119ZM121 48H122V47H121ZM135 48H137V47H135ZM140 48H141V47H140ZM148 48H149V47H148ZM153 48H155V47H153ZM161 48H162V46H161ZM170 48H171V47H170ZM176 48H174V49L177 51L178 48H177V49H176ZM227 48L229 49L228 46H227ZM227 48H226V49H227ZM230 48H231V47H230ZM261 48H262V46H261ZM45 49H46V48H45ZM56 49L58 50V52L64 50V49L60 50V48H59V49L56 48ZM56 49H55L54 52H57ZM71 49H72V47H71ZM71 49H70V50H71ZM73 49H74V48H73ZM131 49H132V48L129 46L128 52H129ZM133 49H134V48H133ZM144 49H145V48H144ZM146 49H147V48H146ZM159 49H160V48H159ZM159 49H157V50H159ZM174 49H173V50H174ZM179 49H181V48H179ZM179 49H178V50H179ZM183 49H184V48H183ZM199 49H200V48H199ZM199 49H198V50H199ZM213 49H214V46H211V47L209 46L208 51H206L205 54H203L202 56H199V57L197 58V61H196V63H195L194 66H192L191 64H189L186 60H183V61L178 62V64L176 65V67H174V68H172L171 70H169V72H168L167 74H165V75H161V76H158V77L152 79V80L149 82V84H148L147 86H144V87H143L142 92L135 94L136 96H135V97L133 96L132 99H131V98H128V99H127L126 97H124V96H122V95L110 96V97L107 99V101H106V99H105V101L107 102V104H106V106H105L104 108H99V109H95V110L88 109V111H86V112H81L80 115L83 117L84 122L86 123V125L88 126V128H89V127H93V128H95L97 124H100V123H105V124H106V123H107V125H108V124H111V123H113V122H115V124H116V123H120V124H124V125L131 124V125L134 126L135 124H132V123L135 122V121H134V116H135V114H137V113H139V112H142V111H143V112H146V114H149V115H156V114H160V113H165V112H167V111L169 110L170 107H172V103H173V102H176V104H177V103H180L181 105L183 104V106H182L183 108H182V109H183V110H186L185 107H187L186 105H188L187 102H188V100H189L190 98H195V99H199V100H200L201 98L206 99V97H204V95H205L206 92H205V90L201 87L200 82L203 81L202 83L205 85V82L207 83L208 81H210V79H213L212 77L215 76V74H216V68H217V63H218V62H217V59H218V58L216 59V58L212 57L213 55H212V56L210 55L211 52L213 53V51H215V50H213ZM243 49H244V48H243ZM243 49H242V50H243ZM256 49H257V48H256ZM262 49H263V48H262ZM27 50H29V49L27 48ZM70 50H69V51H70ZM75 50H76V49H75ZM75 50H72V51H74V53H75ZM79 50H80V49H79ZM91 50H92V48H91ZM93 50H94V49H93ZM95 50H96V49H95ZM115 50H117V49H115ZM119 50H120V49H119ZM137 50H138V49H137ZM137 50H136V51H137ZM139 50H140V49H139ZM139 50H138V51H139ZM147 50H148V49H147ZM147 50H145V51L147 52ZM151 50H152V49H151ZM157 50H156V51H157ZM189 50H190V49H189ZM211 50H213V51H211ZM247 50H248V49H247ZM263 50H264V49H263ZM67 51H68V50H67ZM67 51L65 50V52H67ZM69 51H68V52H69ZM72 51H70V52H72ZM87 51H88V50H87ZM89 51H90V50H89ZM96 51H97V50H96ZM117 51H118V50H117ZM125 51H126V50H125ZM131 51H133V50H131ZM136 51H135V54L137 55ZM138 51H137V52H138ZM141 51H144V50H141ZM141 51H140V52H141ZM148 51H149V50H148ZM156 51H155V52H156ZM181 51H182V50H181ZM210 51H211V52H210ZM239 51L241 52V50H239ZM239 51H238V52H239ZM251 51H252V50H251ZM257 51H259V50L257 49V50L255 51V53H256ZM46 52H48V51H45V53H46ZM62 52H64V51H62ZM65 52H64V54L62 53V56L64 55V56H65V59H67L66 57H67V55H68L69 53H68L67 55H65V54H66ZM77 52H78V51H77ZM120 52H122V50H121ZM146 52H144L143 54H145ZM149 52H151V51H149ZM159 52H160V51H158V53H159ZM226 52H227V50H226ZM260 52H261V51H259V53H260ZM262 52H263V51H262ZM49 53H50V52H49ZM74 53H73V55H74V57H76V56H75L76 53H75V54H74ZM92 53H94V52H92ZM96 53H97V52H96ZM115 53H116V52H115ZM131 53H132V52H131ZM133 53H134V52H133ZM138 53H139V52H138ZM151 53H153V51H152ZM158 53H157V54H158ZM160 53H161V52H160ZM162 53H163V52H162ZM162 53H161V54H162ZM165 53H166V51H165ZM174 53H175V51H174ZM174 53H173V54H174ZM179 53H180V51L178 52V54H179ZM248 53H249V52H248ZM259 53L257 52V54H259ZM263 53H264V52H263ZM21 54H22V53H21ZM77 54H79V53H77ZM90 54H91V53H89V55H90ZM135 54H134V55H135ZM139 54H140V53H139ZM141 54H142V53H141ZM141 54H140V55H137V57L140 58V57H141ZM146 54H147V53H146ZM157 54H156V55H157ZM187 54H188V53H187ZM238 54H239V53H238ZM47 55H48V53H47ZM57 55H58V53H57ZM69 55H71V54H69ZM69 55H68V56H69ZM73 55H71V58L76 62L75 58H73ZM92 55H93V54H92ZM92 55H91V56H92ZM95 55H96V54H95ZM98 55H99V54H98ZM98 55H97V56H98ZM116 55H117V54H115V56H116ZM125 55H126V54H125ZM128 55H131V54H127V57H128ZM159 55H160V54H159ZM248 55H249V54H248ZM248 55H247V58H248ZM250 55H251V53H250ZM252 55H253V52H252ZM262 55H263V54H261V57H257V58H258V59L261 58L262 60L259 59V61L261 60L262 63H263V60H264V59H263ZM28 56H29V55H28ZM43 56H44V55H43ZM43 56H41V57L43 58ZM60 56H61V53H60ZM62 56H61V58H62ZM85 56H86V55H85ZM91 56H90V57H91ZM93 56H94V55H93ZM97 56H96V57H97ZM99 56H100V55H99ZM132 56H133V55H132ZM142 56H143V55H142ZM145 56H147V55H145ZM151 56H152V55H151ZM153 56H155L154 53H153ZM160 56H161V55H160ZM160 56H159V57H160ZM162 56H163V54H162ZM182 56H183V55H182ZM242 56H244V55L242 54ZM263 56H264V55H263ZM47 57H48V56H47ZM69 57H70V56H69ZM100 57H101V56H100ZM133 57H134V56H133ZM137 57H136V58H137ZM155 57H156V56H155ZM233 57H234V55H233ZM253 57H254V56H253ZM30 58L32 59V57H30ZM42 58H41V59H42ZM59 58H60V57H59ZM61 58H60V59H61ZM71 58H69L70 61H71ZM92 58H94V57H92ZM122 58H124V57H122ZM122 58H121L120 60H123V62H124V59H122ZM144 58H145V57H143V59H144ZM161 58H162V57H160L159 60H160ZM245 58H246V56H245ZM245 58H244V59H245ZM254 58H255V57H254ZM23 59H24V58H23ZM31 59H30V60H31ZM33 59H34V58H33ZM35 59H36V58H35ZM41 59H40V60H41ZM43 59H44V58H43ZM76 59H77V58H76ZM129 59H132V57L129 58ZM134 59H135V57H134ZM134 59H133V60H134ZM143 59H142V60H143ZM146 59H147V57H146ZM156 59H157V58H156ZM230 59H231V58H230ZM237 59H238V58H237ZM240 59H243V58H240ZM251 59H252V58L250 57V60H251ZM255 59H256V58H255ZM255 59H254V60H255ZM8 60H9V59H8ZM26 60H27V59H26ZM28 60H29V59H28ZM30 60H29V61H30ZM100 60H101V58H100ZM127 60H128V59H127ZM137 60H138V59H137ZM142 60H140L139 62H141ZM245 60H246V59H245ZM247 60H248V59H247ZM252 60H253V59H252ZM254 60H253V61H254ZM31 61H33V60H31ZM35 61H36V60H35ZM61 61H62V60H61ZM67 61H68V59H67ZM78 61H80V60H78ZM105 61H106V60H105ZM160 61H162V60H160ZM160 61H159V62H160ZM242 61H243V60H242ZM242 61L238 59V62L241 63ZM256 61H257V60H256ZM27 62H28V61H27ZM41 62H44V61H41ZM63 62H64V61H63ZM63 62H59V63L63 64ZM75 62H74V63H75ZM82 62H83V61H82ZM101 62H102V61H101ZM123 62L121 61L122 64H123ZM142 62H143V61H142ZM142 62H141V63H142ZM144 62H145V61H144ZM146 62H147V61H146ZM238 62H237V63H238ZM246 62H247V61H246ZM2 63H3V62H2ZM2 63H1V64H2ZM29 63H30V62H29ZM39 63H40V62H39ZM74 63H73V64H74ZM77 63H78V62H77ZM98 63H99V62H98ZM103 63H104V62H103ZM124 63H125V62H124ZM126 63H127V62H126ZM148 63H149V62H148ZM148 63H147V64H148ZM221 63H222V62H221ZM240 63H239V64H240ZM31 64H32V63H31ZM31 64H30V66H31ZM65 64H67V63L64 62V65H65ZM70 64H71V63H70ZM75 64H76V63H75ZM99 64H101V63H99ZM110 64H111V62H110ZM147 64H146V63L144 64L145 67H146ZM219 64H220V63H219ZM235 64H236V63H235ZM241 64H242V63H241ZM241 64H240V65H241ZM243 64H245V63H243ZM259 64H261V63H259ZM259 64H258V65H259ZM44 65H45V63H44ZM67 65H68V64H67ZM67 65H65V67L63 66V67H64V68H63L64 70L67 69V68H66V67H68ZM85 65H86V64H85ZM144 65H143V64L140 65V63H139V66H143V67H144ZM159 65H160V64H159ZM164 65H165V64H164ZM245 65H247V64H245ZM249 65H250V67H252V66H255L256 64L254 63V65H253V64H252V61H251V64H249ZM251 65H252V66H251ZM263 65H264V64H262L261 66H263ZM15 66H16V65H15ZM19 66L21 67V65H19ZM34 66H35V65H34ZM39 66H40V64H39ZM59 66H60V65H59ZM77 66H78V65H77ZM101 66H102V65H101ZM112 66H113V65H112ZM135 66H136V65H135ZM236 66H237V65H236ZM243 66H244V65H243ZM22 67H23V66H22ZM42 67H43V66H42ZM44 67L46 68V66H44ZM44 67H43V68H44ZM50 67H52V66H50ZM50 67H49V68H50ZM70 67H71V66H70ZM97 67H98V66H97ZM131 67H132V66H131ZM133 67H134V66H133ZM234 67H235V66H234ZM256 67H257V65H256ZM23 68H24V71H25L26 68H25V67H23ZM33 68H34V67H33ZM45 68H44V69H45ZM72 68H73V67H72ZM74 68H75V67H74ZM114 68H115V67H114ZM127 68H128V67H127ZM247 68H249V67L247 66ZM261 68H262V67H259V69H261ZM263 68H264V67H263ZM9 69H10V68H9ZM21 69H22V68H20V70H21ZM39 69H40V68H39ZM46 69H47V68H46ZM46 69H45V70H46ZM51 69H53V68H51ZM77 69H78V68H77ZM106 69H109V66H108V68H106ZM144 69H145V68H144ZM239 69H240V68H239ZM249 69H250V68H249ZM249 69H248V70H249ZM253 69H255V68H253ZM253 69H252V71H253ZM17 70H18V69H17ZM20 70L18 71V74H17L18 76H17V77H19V73L21 72ZM27 70H28V69H27ZM41 70H43V69H41ZM41 70H40V71H41ZM68 70H69V69H68ZM72 70H73V69H72ZM99 70H100V69H99ZM109 70H111V69H109ZM120 70H121V69H120ZM138 70H139V69H138ZM142 70H143V69H142ZM231 70H232V67H231ZM237 70H238V67H237L236 71H237ZM244 70H245V69H244ZM11 71H12V70H11ZM15 71H16V70H15ZM24 71H22L21 73L24 74ZM47 71H48V69H47ZM49 71H50V70H49ZM57 71H58V70H57ZM66 71H67V70H66ZM75 71L77 72V70H75ZM75 71H74V72H75ZM85 71H86V70H85ZM91 71H92V70H91ZM114 71H115V70H114ZM143 71H144V70H143ZM143 71H142V73H143ZM146 71H147V70H146ZM151 71H153V70H151ZM217 71H218V70H217ZM246 71H247V70H246ZM250 71H251V70H250ZM252 71H251V72H252ZM259 71H260V70H259ZM259 71H258V72H259ZM263 71H264V69H263ZM12 72H13V74H14V71H12ZM27 72H28V71H27ZM36 72H37V71H36ZM61 72H62V71H61ZM61 72H60V73H61ZM68 72H69V71H68ZM86 72H87V71H86ZM129 72H130V71H129ZM136 72H137V70H136ZM139 72H140V71H139ZM219 72H220V71H219ZM219 72H218V73H219ZM230 72H233V71H229V73H230ZM234 72H235V71H234ZM241 72H242V71H241ZM247 72H248V71H247ZM256 72H257V71H256ZM16 73H17V71H16ZM51 73H53V76L55 75L53 71H52ZM55 73H56V72H55ZM62 73L64 74V72H62ZM110 73H112V72L110 71ZM110 73H109V74H110ZM132 73H133V72H132ZM238 73H239V72H238ZM254 73H255V72H254ZM260 73H262V71H261ZM260 73H258V74H260ZM263 73H264V72H263ZM263 73H262V74H263ZM1 74H2V73H1ZM25 74H26V75H29V74H27V73H25ZM25 74H24V75H25ZM84 74H85V77H86V73H84ZM89 74H90V73H89ZM89 74H88V75H89ZM109 74H107V75H109ZM134 74H135V73H134ZM138 74H139V73H138ZM140 74H141V72H140ZM140 74H139V75H140ZM252 74H253V73H252ZM258 74H257V76H259ZM7 75H9V74H7ZM48 75H49V73H48ZM88 75H87V76H88ZM111 75H112V77H113V73H112ZM111 75L109 76L110 78H112ZM114 75H115V73H114ZM233 75H234V74H233ZM246 75H247V74H246ZM248 75L251 76V73H249ZM11 76H12V75H11ZM20 76H21V74H20ZM143 76H144V75H143ZM262 76H263V75H261V77L259 76V80H260V78L263 79L264 76H263V77H262ZM4 77H6V76H4ZM7 77H9V76H7ZM7 77H6V78H7ZM12 77H13V76H12ZM14 77H15V74H14ZM17 77H16V78H17ZM24 77H25V76H24ZM42 77H43V76H42ZM56 77H57V76H56ZM85 77H82V78H85ZM129 77H130V76H129ZM139 77H142V76H139ZM221 77H222V76H220V79H221ZM9 78H10V77H9ZM20 78H21V77H20ZM67 78H68V77H67ZM79 78H80V77H79ZM116 78H118V77H116ZM216 78H217V75H216ZM230 78H233V79H234V77H230ZM241 78H242V77H241ZM249 78H250V77H249ZM253 78H255L256 81H257V79H258L257 77L252 76L251 79H253ZM256 78H257V79H256ZM57 79H58V78H57ZM86 79H88V78H86ZM220 79H219V80H220ZM242 79H243V78H242ZM251 79H250V80H251ZM61 80H62V79H61ZM80 80H81V79H80ZM83 80H85V79H83ZM93 80L95 81V79H93ZM112 80H113V79H112ZM119 80H120V78H119ZM205 80H207V81H205ZM234 80H236V79H234ZM237 80H238V79H237ZM239 80H240V79H239ZM244 80H245V79H244ZM263 80H264V79H263ZM11 81H12V80H11ZM11 81H10V83H11ZM59 81H60V80H59ZM62 81H63V80H62ZM78 81H79V80H78ZM86 81H87V80H86ZM89 81H90V80H89ZM98 81H99V80H98ZM108 81H109V80H108ZM114 81H115V80H114ZM212 81H213V80H212ZM221 81H222V80H221ZM240 81L243 82L242 80H240ZM252 81H253V80H252ZM256 81H255V82H256ZM260 81H261V80H260ZM8 82H9V81H8ZM48 82H49V80H48ZM56 82H58V81H56ZM115 82H116V81H115ZM218 82H219V81H218ZM237 82H239V81H237ZM237 82H236V84H237ZM245 82H246V81H245ZM245 82H243V83L246 84ZM247 82L250 84L249 81H247ZM50 83H52V81H51ZM68 83H69V82H68ZM89 83H92V82L90 81ZM101 83H102V81H101ZM101 83H100V84H101ZM211 83H212V82H211ZM233 83H234V82H233ZM258 83L260 84L259 81H258ZM261 83H262V82H261ZM1 84H3V82H2ZM7 84H8V83H7ZM64 84H65V83H64ZM103 84H105V83H103ZM110 84H111V86H112V83H109L108 85L110 86ZM208 84H209V83H208ZM213 84H214V82H213ZM239 84H240V85H244V84H242V83H239ZM255 84H256V83H255ZM15 85H16V84H15ZM79 85H80V84H79ZM87 85H88V84H87ZM89 85H90V84H89ZM89 85H88V86H89ZM91 85H93V84H91ZM105 85H106V84H105ZM129 85H130V84H129ZM138 85H139V83H137V86H138ZM140 85H141V83H140ZM211 85H212V84H211ZM260 85H261V84H260ZM262 85H263V83H262ZM1 86H2V85H1ZM17 86H18V85H17ZM80 86H83V85H80ZM84 86H85V85H84ZM111 86H110V87H111ZM244 86H245V85H244ZM248 86H249V85H248ZM248 86H247V88H248ZM252 86H253V85H252ZM257 86H259V85H257ZM22 87H24V86H22ZM72 87H73V85H72ZM104 87H105V86H104ZM207 87H208V86H207ZM242 87H243V86H242ZM250 87H251V86H250ZM24 88H25V87H24ZM78 88H79V87H78ZM90 88H91V86H90ZM238 88H239V86H238ZM238 88H237V89H238ZM240 88H241V87H240ZM240 88H239V91H241ZM243 88H244V87H243ZM243 88H242V89H243ZM245 88H246V86H245ZM253 88H256V87H253ZM259 88H261V87H258V89H259ZM28 89H29V88H28ZM31 89H32V88H31ZM63 89H64V88H63ZM107 89H108V88H107ZM111 89H112V88H111ZM237 89H236V90H237ZM248 89H249V88H248ZM262 89H263V88H262ZM36 90H37V89H36ZM91 90H92V89H91ZM96 91H97V89H96ZM251 91H252V93H256V92L253 91V89H252ZM255 91H256V90H255ZM257 92H258V91H257ZM263 92H264V90H263ZM48 93H49V92H48ZM85 93H86V92H85ZM261 93H262V90H261ZM54 94H55V93H54ZM73 94H74V92H73ZM239 94H240V93H239ZM77 95H78V94H77ZM74 96H75V95H74ZM80 96H81V95H80ZM82 96H83V95H82ZM205 96H206V95H205ZM248 96H250V94H249ZM248 96H247V97H248ZM251 96H252V95H251ZM263 96H264V94H261V97H263ZM23 97H24V99H25L27 102H29V103H30V102H32V103H33V102H41V104L43 105V106L41 105V107L31 108V110H30V112H32V113L36 112V114L38 115L37 119H41V118H42V115H43V114H46V113H47L50 117H59V118H60V117H62V118L64 117V118H67V119L70 117V113H69V111H67V110L64 108V104H63L61 101H52V100H49V99L44 98V97H40V98H39V97H37V96H35V95H23ZM83 97H84V96H83ZM239 97H240V96H239ZM36 98H37V99H36ZM78 98H79V97H78ZM251 98H252V97H251ZM257 98H258V96H257ZM81 99H83V98H81ZM129 99H131V100H129ZM203 99H201V100H203ZM255 99H256V98H255ZM255 99H254V100H255ZM263 99H264V98H263ZM263 99H262V101H263ZM89 100H90V99H89ZM93 100H94V99H93ZM95 100H96V99H95ZM97 100H98V99H97ZM199 100H198V101H199ZM254 100H253V101H254ZM103 101H104V100H103ZM105 101H104V102H105ZM195 101H196V100H195ZM205 101H206V100H205ZM260 101H261V99H260ZM260 101H259V102H260ZM85 102H86V101H85ZM88 102H89V101H88ZM97 102H102V101H99V100H98ZM206 102H207V101H206ZM251 102H252V101H251ZM257 102H258V100H257ZM186 103H187V104H186ZM195 103H196V102H195ZM207 103H208V102H207ZM263 103H264V101H263ZM173 104H174V103H173ZM185 104H186V105H185ZM199 104H200V103H199ZM203 104H204V103H203ZM259 104H261V102L258 103V104L256 103L255 107H256L257 105H259ZM126 105H127V106L130 105L131 108H130V109H126V108H127ZM200 105H201V104H200ZM241 105H242V104H241ZM263 105H264V104H263ZM184 106H185V107H184ZM259 107H260V105H259ZM259 107H258V109H259ZM263 107H264V106H263ZM233 108H234V107H233ZM253 109H254V107H253ZM260 109H261V107H260ZM262 109H263V108H262ZM183 110H182V111H183ZM215 110H216V109H215ZM263 110H264V109H263ZM0 111H2V110H0ZM244 111H245V110H244ZM254 111H255V110H254ZM259 111H260V110H258V112H259ZM246 112H247V111H246ZM256 112H257V111H256ZM0 113H1V112H0ZM2 113H3V112H2ZM176 114H177V113H176ZM233 115H234V114H233ZM246 115H247V114H246ZM1 116H2V118L4 119L3 116H5V115L2 114ZM250 116H251V115H250ZM262 116H263V115H262ZM5 117H6V116H5ZM11 117H12V116H11ZM243 117H244V116H243ZM19 118H20V117H19ZM190 118H191V117H190ZM190 118H189V119H190ZM214 118H215V117H214ZM14 119H15V118H14ZM20 119H22V118H20ZM149 119H150V118H149ZM206 119H207V118H206ZM217 119H218V118H217ZM219 119H220V117H219ZM232 119H233V118H232ZM17 120H18V119H17ZM22 120H23V119H22ZM169 120H170V119H169ZM196 120H197V119H196ZM203 120H204V119H203ZM203 120H202V121H203ZM223 120H224V119H223ZM249 120H250V119H249ZM3 121H4V120H3ZM3 121H2V122H3ZM8 121H10V120L8 119ZM12 121H13V120H12ZM12 121H11V123H12ZM14 121H15V120H14ZM38 121H40V120H38ZM133 121H134V122H133ZM208 121H209V119H208ZM218 121H219V120H218ZM260 121H261V120H260ZM2 122H1V123H2ZM26 122H27V121H26ZM141 122H142V121H141ZM141 122H140V123H141ZM143 122H145V121L143 120ZM157 122H158V121H157ZM204 122H205V121H204ZM219 122H221V120H220ZM233 122H234V120H233ZM244 122H245V121H244ZM246 122L249 123V121H246ZM37 123H38V122H37ZM37 123H36V124H37ZM137 123H139V122H137ZM187 123H189V122H187ZM210 123H211V122H210ZM229 123H230V122H229ZM236 123H237V122H236ZM236 123H235V124H236ZM263 123H264V122H263ZM5 124H6V123H5ZM13 124H14V123H12V125H13ZM20 124H21V123H20ZM26 124H27V123H26ZM38 124H39V123H38ZM120 124H119V125H120ZM193 124H194V123H193ZM208 124H209V123H208ZM211 124H212V123H211ZM244 124H245V123H244ZM244 124H242V125H244ZM251 124H252V123H251ZM24 125H25V124H24ZM41 125H44V124H41ZM111 125H112V124H111ZM137 125H138V124H137ZM174 125H175V124H174ZM176 125H177V124H176ZM188 125H189V124H188ZM188 125H187V126H188ZM190 125H191V124H190ZM190 125H189V126H190ZM202 125H203V124L201 123V126H202ZM230 125H231V124H230ZM249 125H250V124H249ZM257 125H258V123H257ZM257 125H256L255 127H257ZM7 126H8V125L6 124V127H7ZM129 126H130V125H129ZM135 126H136V125H135ZM223 126H224V125H223ZM223 126H222V127H223ZM247 126H248V124H247L245 127H247ZM259 126H260V125H259ZM261 126H262V125H261ZM1 127H3V126H1ZM1 127H0V128H1ZM4 127H5V125H4ZM12 127H13V126H12ZM26 127H27V126H26ZM40 127H41V126H40ZM120 127H122V125H120ZM124 127L128 128L127 126H123V130H124ZM138 127H139V125H138ZM142 127H145V125L142 126ZM248 127H249V126H248ZM248 127H247V128H248ZM263 127H264V126H263ZM7 128H8V127H7ZM41 128H42V127H41ZM45 128H46V127H45ZM86 128H87V127H86ZM126 128H125V129H126ZM133 128H134V127H133ZM239 128H240V127H239ZM251 128H252V127H251ZM1 129H2V128H1ZM4 129H5V128H4ZM18 129L20 130V128H17V130H18ZM42 129H43V128H42ZM128 129H129V128H128ZM134 129H135V128H134ZM221 129H222V128H221ZM257 129H258V128H257ZM24 130H25V129H24ZM185 130H186V129H185ZM213 130L215 131V129H213ZM226 130H227V129H226ZM237 130H238V129H237ZM237 130H236V131H237ZM242 130H243V128H242ZM245 130H247V129L244 128V131H245ZM248 130H249V129H248ZM248 130H247V131H248ZM252 130H253V129H252ZM254 130H256V129L254 128ZM260 130H261V128H260ZM11 131H12V129H11ZM43 131H44V130H43ZM125 131H126V130H125ZM128 131H129V130H128ZM148 131H149V130H148ZM227 131H229V130H227ZM227 131H226V132H227ZM238 131L240 132L241 130L239 129ZM247 131H246V133H247ZM256 131H258V130H256ZM0 132H1V131H0ZM2 132H3V131H2ZM30 132H31V131H30ZM38 132H39V131H38ZM131 132H132V129H131ZM131 132H130V133H131ZM133 132H134V131H133ZM239 132H238V133H239ZM241 132H242V131H241ZM9 133H10V132H9ZM165 133H166V132H165ZM203 133H204V132H203ZM212 133H214V132H212ZM215 133H216V131H215ZM229 133H231V132L229 131ZM238 133H236V134H238ZM256 133H257V132H256ZM5 134H7V133H5ZM20 134H21V133H20ZM22 134H23V133H22ZM41 134H43V133H41ZM44 134H45V133H44ZM126 134H127V132H126ZM137 134H139V133H137ZM140 134H141V133H140ZM227 134H228V133H227ZM227 134H226V135H227ZM1 135H2V134H1ZM1 135H0V136H1ZM14 135H15V134H14ZM29 135L31 136L30 133H29ZM54 135H56V134H54ZM129 135H130V134H129ZM133 135H134V133H133ZM183 135H185V134H183ZM202 135H203V134H202ZM219 135H220V133L218 134V136H219ZM221 135H222V134H221ZM226 135H225V136H226ZM238 135H239V134H238ZM238 135H237V136H238ZM243 135L245 136V133H244ZM247 135H248V134H247ZM262 135H263V134H262ZM18 136H19V135H18ZM42 136H43V135H42ZM44 136H45V135H44ZM144 136H145V135H144ZM144 136H143V137H144ZM155 136H156V135H155ZM198 136H199V135H198ZM203 136H204V135H203ZM250 136H251V133H250ZM2 137H3V135H2ZM19 137H20V136H19ZM22 137H23V136H22ZM22 137H20V138L22 139ZM25 137H26V135H25ZM27 137H28V136H27ZM32 137H34V136L32 135L31 138H32ZM48 137H49V136H48ZM48 137L45 136V138H48ZM58 137H60V136H58ZM120 137H121V136H120ZM125 137H126V136H125ZM138 137H139V136H138ZM146 137H147V136H146ZM183 137H184V136H183ZM185 137H186V136H185ZM205 137H206V136H205ZM240 137H241V136H240ZM247 137H248V136H247ZM254 137H255V136H254ZM36 138H37V137H36ZM49 138H50V137H49ZM56 138H57V137H56ZM60 138H61V137H60ZM128 138H129V140H130V139L132 138V136L129 137L128 134H127L126 140H127ZM179 138H180V137H179ZM227 138H228V136H227ZM43 139H44V138H43ZM133 139H134V138H133ZM142 139H143V138H142ZM151 139H152V138H151ZM159 139H160V138H159ZM159 139H158V140H159ZM228 139H230V138H228ZM243 139H244V138H243ZM23 140H24V139H23ZM27 140H30V139L28 138ZM44 140H45V139H44ZM50 140H51V139H50ZM50 140H49V141H50ZM61 140H63V139H61ZM140 140H141V139H140ZM160 140H161V139H160ZM177 140H179V139H177ZM216 140H217V139H216ZM219 140H220V139H219ZM233 140H234V138H233ZM237 140H238V139H237ZM240 140H241V139H240ZM259 140H260V139H259ZM46 141H47V140H46ZM64 141H65V140H64ZM132 141H133V140H132ZM147 141H148V140H147ZM242 141H243V140H242ZM262 141H263V140H262ZM29 142H31V141H29ZM40 142H42V141H40ZM61 142H62V141H61ZM65 142H66V141H65ZM70 142H71V141H69V144H70ZM142 142H143V141H142ZM171 142H172V141H171ZM174 142H176V141H174ZM253 142H254V141H253ZM259 142H260V141H259ZM56 143H57V142H56ZM96 143H97V142H96ZM120 143H121V142H120ZM176 143H177V142H176ZM193 143H194V142H193ZM200 143H201V142H200ZM261 143H262V142H261ZM261 143H260V144H261ZM263 143H264V142H263ZM263 143L261 144V148H262V146H264ZM13 144H14V142H13ZM41 144H42V143H41ZM43 144H44V143H43ZM58 144H59V143H58ZM62 144H63V143H62ZM121 144H122V143H121ZM145 144H146V143H145ZM145 144H144V145H145ZM154 144H155V143H154ZM160 144H161V143H160ZM162 144H163V143H162ZM223 144H224V143H223ZM251 144H252V142H251ZM6 145H7V144H6ZM17 145H20V144H17ZM38 145H40V144L38 143ZM38 145H37V147H38ZM53 145H54V144H53ZM63 145H64V144H63ZM144 145H143V146H144ZM190 145H191V144H190ZM23 146H25V145H24V144L21 145L22 148H25V147H26V146H25V147H23ZM33 146H34V143H33ZM44 146H46V145H44ZM72 146H73V143H72ZM72 146H69V147L72 148ZM77 146H78V145L76 144V148H77ZM147 146H148V145H147ZM152 146L154 147V146H156V145H152ZM162 146H163V145H162ZM174 146H177V145H174ZM203 146H204V145H203ZM239 146H240V145H239ZM243 146H244V145H243ZM256 146H257V145H256ZM256 146H255V147H256ZM5 147H6V146H5ZM13 147H16V146L13 145ZM13 147H12V148H13ZM18 147H20V146H18ZM39 147H40V146H39ZM39 147H38V148H39ZM47 147H48V146H47ZM47 147H46V148H47ZM56 147H57V145H56ZM153 147H152V148H153ZM180 147H181V145H180ZM255 147H254V148H255ZM259 147H260V145H259ZM60 148H61V147H60ZM80 148H81V147H80ZM141 148H142V147H141ZM150 148H151V146H150ZM157 148H159V147H157ZM165 148H166V147H165ZM189 148H190V147H189ZM237 148H238V147H237ZM239 148H240V147H239ZM250 148H251V147H250ZM257 148H258V147H257ZM1 149H2V147H1ZM13 149H14V148H13ZM17 149H18V148H17ZM17 149H16V150H17ZM39 149H40V148H39ZM47 149H48V148H47ZM53 149H54V147H53ZM61 149H62V148H61ZM65 149H67V148H65ZM73 149H74V148H73ZM144 149H145V148H144ZM154 149H155V148H154ZM7 150H8V149H7ZM18 150H19V149H18ZM23 150H27V148H26V149H23ZM41 150H42V149H41ZM49 150H51V148H50ZM71 150H72V149H71ZM80 150H81V149H80ZM87 150H88V149H87ZM125 150H126V149H125ZM138 150H139V149H138ZM141 150H143V149H141ZM152 150H153V149H152ZM187 150H189V149H187ZM195 150H196V148H195ZM250 150H251V149H250ZM258 150H260V148H259ZM258 150H257V151H258ZM263 150H264V149H262V150H260V151H263ZM0 151H1V150H0ZM20 151H21V150H20ZM20 151H16V152L19 153ZM36 151H37V150H36ZM44 151H45V149H44ZM44 151H43V153L46 152V151H45V152H44ZM54 151H55V150H53V152H54ZM67 151H68V149L66 150V152H67ZM73 151H76V150H73ZM77 151H79V148H78ZM85 151H86V149H85ZM149 151H150V150H149ZM182 151H183V149H182ZM243 151H244V149H243ZM245 151H246V150H245ZM2 152H3V151H2ZM4 152H5V151H4ZM14 152H15V151H14ZM24 152L26 153V152H28V150H27V151H24ZM29 152H30V151H29ZM82 152H83V151H82ZM88 152H89V151H88ZM88 152H87V153H88ZM154 152H155V151H154ZM172 152H173V150H172ZM172 152H171V153H172ZM188 152H189V151H188ZM249 152H250V151H249ZM253 152H255V151H253ZM7 153H8V152H7ZM20 153H21V154H20ZM20 153H19V155H20L19 158H21V155H22V152H20ZM56 153H57V152H56ZM76 153H77V152H76ZM76 153H75V154H76ZM79 153H80V152H79ZM83 153H84V152H83ZM85 153H86V152H85ZM85 153H84V154H85ZM152 153H153V152H152ZM165 153H166V151H165ZM40 154H41V151H40ZM91 154H92V153H91ZM180 154H181V153H180ZM190 154H191V153H190ZM193 154H194V152H193ZM198 154H199V153H198ZM256 154H257V153H256ZM45 155H46V154H45ZM119 155H120V154H119ZM175 155H176V154H175ZM183 155H184V154H183ZM228 155H229V154H228ZM40 156H42V155H40ZM40 156H39V157H40ZM81 156H82V154H81ZM84 156H85V155H84ZM154 156H155V154H154ZM154 156H153V158H154ZM158 156H159V155H158ZM190 156H191V155H190ZM248 156H249V154H248ZM259 156H261V155H259ZM22 157H23V156H22ZM52 157H53V156H52ZM71 157H72V156H71ZM159 157H160V156H159ZM161 157H162V156H161ZM175 157H176V156H175ZM175 157H174V158H175ZM181 157H184V158H185V156H181ZM192 157H193V156H192ZM213 157H214V156H213ZM4 158H5V157H4ZM34 158H35V157H34ZM34 158H33V159H34ZM42 158H43V157H42ZM117 158H118V157H117ZM121 158H122V157H121ZM210 158H211V156H210ZM214 158L216 159V157H214ZM6 159H7V158H6ZM6 159H5V160H6ZM33 159H32V160H33ZM91 159L94 160L93 158H91ZM145 159H146V158H145ZM159 159H160L161 161H158V163H159V162H162V159H161V158H159ZM190 159H191V158H190ZM255 159H256V158H255ZM10 160H11V159H10ZM34 160H35V159H34ZM34 160H33V161H34ZM41 160H43V159H41ZM98 160H99V159H98ZM150 160H152V159H150ZM163 160H165V159H163ZM263 160H264V158H263ZM6 161H8V160H6ZM6 161H5V162H6ZM95 161H96V160H94V163H96ZM102 161H103V160H102ZM139 161H140V160H139ZM165 161H166V160H165ZM185 161H186V160H185ZM191 161H192V160H191ZM205 161H206V160H205ZM256 161H257V159H256ZM259 161H261V160H259ZM9 162H11V161H9ZM14 162H15V161H14ZM58 162H59V161H58ZM90 162L93 163V161H91V160H90ZM133 162H134V161H133ZM151 162H152V161H151ZM163 162H164V161H163ZM163 162H162V163H163ZM36 163H37V162H36ZM56 163H57V162H56ZM103 163H104V162H102V164H103ZM131 163H132V162H131ZM155 163H156V162H155ZM169 163H170V162H169ZM9 164H10V163H9ZM9 164L7 163L6 165H8V167H9ZM12 164H13V163H12ZM18 164H19V163H18ZM100 164H101V163H100ZM141 164H142V162H141ZM165 164H166V163H165ZM263 164H264V163H263ZM13 165H15V164H13ZM22 165H23V164H22ZM38 165H39V164H38ZM56 165H57V164H56ZM74 165H75V164H74ZM93 165H95V164H93ZM96 165H98V164H96ZM96 165H95V166H96ZM104 165H105V164H104ZM106 165H107V164H106ZM106 165H105V167L107 168ZM134 165H135V164H134ZM136 165H137V164H136ZM142 165H143V164H142ZM142 165H140V166H141L140 169H142ZM155 165H156V164H155ZM162 165H163V164H162ZM208 165H209V164H208ZM95 166H93V167H95ZM100 166H101V165H100ZM128 166H129V165H128ZM140 166H139V167H140ZM6 167H7V166H6ZM10 167L13 168L14 166H13V167L10 166ZM10 167H9V168H10ZM52 167H53V166H52ZM78 167H79V165H78ZM80 167H81V165H80ZM84 167L88 168L87 166H84ZM126 167H127V166H126ZM129 167H130V166H129ZM133 167H134V166H133ZM135 167H137V166H135ZM139 167H138L137 171L140 170ZM157 167H158V166H157ZM168 167H169V165H168ZM171 167H172V166H171ZM174 167H175V166H174ZM23 168H24V167H23ZM60 168H61V166H60ZM74 168L76 169L77 167H74ZM74 168H73V169H74ZM82 168H83V166H82ZM82 168H81V169H82ZM97 168H98V166H96V169H97ZM102 168H103V166H102ZM123 168H124V167H123ZM123 168H122V169H123ZM130 168H131V167H130ZM162 168H163V167H162ZM215 168H216V167H215ZM30 169H31V168H30ZM78 169H79V168H78ZM78 169H76L75 172H74V170H73V172L76 173L77 171H80V169H79V170H78ZM89 169H90V168H89ZM89 169H88V171H89ZM109 169H110V168H109ZM126 169H127V168H126ZM128 169H129V168H128ZM134 169H135V168H134ZM168 169H169V168H168ZM184 169H185V168H184ZM59 170H60V169H59ZM83 170H84V168H83ZM85 170H86V169H85ZM85 170H84V171H85ZM94 170H95V169L93 168V171H94ZM104 170H105V169H102V172H103ZM124 170H125V169H124ZM130 170H131V169H130ZM169 170H170V169H169ZM204 170H205V169H204ZM209 170H210V169H209ZM88 171H87V173H88ZM99 171H100V170H99ZM107 171H108V169H107ZM107 171H106V172H107ZM112 171H116V169H114V170H112ZM125 171H126V170H125ZM128 171H129V170H128ZM131 171H132V170H131ZM140 171H141V170H140ZM172 171H173V170H172ZM95 172H96V171H95ZM135 172H136V171H135ZM168 172H170V171H168ZM196 172H197V171H196ZM218 172H219V171H218ZM74 173H73V174H74ZM85 173H86V171H85ZM91 173H92V172H91ZM98 173H99V172H98ZM98 173H95V174L98 176ZM103 173H104V172H103ZM103 173H101V174L103 175ZM110 173H111V171H110ZM132 173H133V172H132ZM194 173H195V172H194ZM197 173H198V172H197ZM197 173H196V174H197ZM20 174H22V173L20 172ZM67 174H68V173H67ZM76 174H77V173H76ZM78 174H80V172H78ZM78 174H77V175H78ZM113 174H114V173H113ZM115 174H116V172H115ZM130 174H131V173H130ZM150 174H151V172H150ZM152 174H153V173H152ZM165 174H166V173H165ZM192 174H193V173H192ZM221 174H222V173H221ZM68 175H69V174H68ZM89 175H90V172H89ZM93 175H94V174H93ZM110 175H111V174H110ZM110 175H109V176H110ZM118 175H119V174H118ZM128 175H129V174H128ZM138 175H139V174H138ZM140 175H141V174H140ZM170 175H171V174H170ZM232 175H233V174H232ZM259 175H260V174H259ZM29 176H31V175H29ZM35 176H36V174H35ZM83 176H84V175H83ZM91 176H92V175H91ZM97 176H96V179H97ZM103 176H104V178L106 177V175H103ZM129 176H130V175H129ZM134 176H136V175L134 174ZM187 176H188V174H187ZM196 176H197V175H196ZM219 176H221V175H219ZM71 177H72V175H71ZM98 177H101V176H98ZM131 177H132V176H131ZM142 177H144V176H142ZM193 177H194V175H193ZM222 177H223V176H222ZM20 178H21V177H19V179H20ZM28 178H29V177H28ZM72 178H73V177H72ZM92 178H93V176H92ZM102 178H103V177H101V179H102ZM126 178H127V177H126ZM128 178H129V177H128ZM134 178H135V177H134ZM136 178H137V177H136ZM171 178H172V177H171ZM206 178H207V176H206ZM224 178H225V177H224ZM19 179L17 178V180H19ZM63 179H64V178H63ZM69 179H70V178H69ZM99 179H100V178H98L97 180H99ZM107 179H108V176H107ZM107 179H106V180H107ZM111 179H112V178H111ZM114 179H115V178H114ZM114 179H113V181H114ZM118 179H119V178H118ZM137 179H138V178H137ZM139 179H140V178H139ZM144 179H145V177H144ZM144 179H142V180H144ZM156 179H159V178H156ZM156 179H155V181H158V182H159V180H156ZM165 179H166V178H165ZM173 179H174V178H173ZM196 179H197V178H196ZM208 179H209V178H208ZM239 179H240V178H239ZM74 180L76 181L77 179L75 178ZM74 180H73V181H74ZM81 180H82V179H81ZM93 180H95V178H94ZM127 180H128V179H127ZM130 180H131V178H130ZM132 180L134 181V179H132ZM132 180H131L130 182H133ZM206 180H207V179H206ZM210 180H211V179H210ZM212 180H213V179H212ZM254 180H255V179H254ZM0 181H1V180H0ZM15 181H16V177H15ZM73 181H72V182H73ZM104 181H105V179H104ZM147 181H148V180H147ZM166 181H167V180H166ZM172 181H173V180H172ZM183 181H184V180H183ZM198 181H199V180H198ZM198 181H197V182H198ZM213 181H214V180H213ZM216 181H217V180H216ZM223 181H224V180H223ZM226 181H227V180L225 179V182H226ZM17 182H18V181H17ZM23 182H24V181H23ZM72 182H71V183H72ZM114 182H115V181H114ZM116 182H117V180H116ZM118 182H121V179H120V181H118ZM125 182H128V181H125ZM158 182H157V183H158ZM202 182H203V180H202ZM219 182H220V181H219ZM221 182H222V181H221ZM225 182H223V183H225ZM228 182H229V181H228ZM259 182H260V180H259ZM28 183H29V181H28ZM30 183H31V182H30ZM69 183H70V182H69ZM71 183H70V184H71ZM73 183H74V182H73ZM89 183H90V182H89ZM95 183H98V182H96V180H95ZM103 183H104V182H102L101 185H104ZM121 183H122V182H121ZM134 183H135V182H134ZM207 183H209V182L207 181ZM226 183H227V182H226ZM9 184H10V183H9ZM19 184H20V183H18V185H19ZM32 184H33V182H32ZM76 184H78V182H77ZM107 184H108V183H106V185H105L106 187H107ZM111 184H112V182H111ZM111 184H109V185H111ZM126 184H127V183H126ZM148 184H149V183H147L146 185H148ZM150 184H151V183H150ZM150 184H149V185H150ZM168 184H169V183H168ZM230 184H231V183H230ZM22 185H23V183H22ZM22 185H21V186H22ZM25 185H26V184H25ZM25 185H23V186L25 187ZM34 185H35V184H34ZM34 185H32V186H34ZM65 185H66V184H65ZM67 185H68V184H67ZM84 185H85V184H84ZM128 185H129V183H128ZM151 185H154V184H151ZM151 185H150V186H151ZM159 185H160V184H159ZM161 185H162V187H163L164 184L161 183ZM207 185H208V184H207ZM252 185H253V182H252ZM260 185H261V184H260ZM37 186H38V185H37ZM70 186H71V185H70ZM78 186H79V185H78ZM87 186H88V185H87ZM114 186H115V185H114ZM121 186H123V185H121ZM133 186H135V184L132 185V186L130 185V188L133 189V188H134ZM139 186H140V185H139ZM139 186H138V187H139ZM155 186H156V185H155ZM164 186H165V185H164ZM204 186H205V185H204ZM204 186H203V187H204ZM209 186H210V185H209ZM253 186H254V185H253ZM14 187H17V185L15 186V184H14ZM18 187L20 188V186H18ZM26 187H27V185H26ZM26 187H25V188H26ZM28 187L30 188V186H28ZM88 187H89V186H88ZM99 187H101V186H99ZM99 187H98V188H99ZM127 187H128V186H127ZM132 187H133V188H132ZM151 187H152V186H151ZM160 187H161V186H160ZM162 187H161V188H162ZM217 187H218V186H217ZM0 188H2V187H0ZM19 188H18V189H19ZM29 188H28V189H29ZM34 188H36V187L34 186ZM39 188H40V187H39ZM39 188H37V189L41 191L43 187H42L41 189H39ZM70 188H73V186L70 187ZM81 188H83V187H81ZM89 188H90V187H89ZM101 188H102V187H101ZM101 188H99V189H101ZM119 188H120V187H119ZM135 188L137 189V187H135ZM140 188H141V186H140ZM152 188H153V187H152ZM152 188H151V189H152ZM161 188H160V190H161ZM174 188H175V187H174ZM222 188H223V187H222ZM236 188H237V187H236ZM254 188H255V187H254ZM14 189H16V188H14ZM21 189H22V188H21ZM21 189H20V190H21ZM50 189H51V188H49V192H51ZM62 189H64V188H62ZM68 189H69V187H68ZM68 189H67V190H68ZM77 189H78V188H77ZM91 189H92V188H91ZM103 189H104V188H103ZM121 189H122V188H121ZM121 189H120V190H121ZM131 189H130V190H131ZM141 189H143V188H141ZM157 189H158V186H157ZM163 189H165V187H164ZM194 189H195V188H194ZM226 189H227V188H226ZM20 190H19L17 193H20ZM22 190H23V189H22ZM33 190H34V189H33ZM55 190H56V189H55ZM58 190H59V189H58ZM65 190H66V189H65ZM70 190H71V189H70ZM83 190H84V189H83ZM92 190H93V189H92ZM92 190H91V191H92ZM112 190H113V189H112ZM144 190H145V188H144ZM149 190H150V189H149ZM178 190H179V189H178ZM224 190H225V189H224ZM229 190H230V189H229ZM3 191H4V190H3ZM30 191H31V189H30ZM74 191L76 192L75 187H74ZM79 191H80V190H79ZM86 191H87V190H86ZM106 191H107V189L105 188V192H106ZM126 191H127V189H126ZM131 191L133 192V190H131ZM170 191H171V190H170ZM173 191H174V190H172V192H173ZM191 191H192V189H191ZM193 191H194V190H193ZM196 191H197V190H196ZM27 192H28V190H27ZM38 192H39V191H38ZM54 192H55V191H54ZM54 192L52 191V193H54ZM67 192H68V191H67ZM102 192H103V191H102ZM107 192H108V191H107ZM132 192H131V193H132ZM135 192H136V191H135ZM142 192H143V191H142ZM148 192H149V191H148ZM148 192H147V194H146L147 197H148ZM151 192H152V190H151ZM155 192L157 193V191H155V189H154V192H153V193H155ZM175 192H176V191H175ZM13 193H14V192H13ZM23 193H24V192H23ZM28 193H29V192H28ZM35 193H36V192H35ZM62 193H63V192H62ZM69 193H70V192H69ZM71 193H72V192H71ZM76 193H77V192H76ZM121 193H122V192H121ZM121 193H120V195H121ZM127 193L129 194L128 191H127ZM131 193H130V194H131ZM139 193H141V192H139ZM145 193H146V192H145ZM156 193H155V194H156ZM180 193H181V192H180ZM195 193H196V192H195ZM226 193H227V192H226ZM238 193H239V192H238ZM8 194H9V193H8ZM8 194H7V195H8ZM33 194H34V193H33ZM33 194H32V195H33ZM36 194H38V193H36ZM43 194H44V193H43ZM46 194H47V193H46ZM49 194H50V193H49ZM60 194H61V193H60ZM109 194H110V193H109ZM109 194H108V195H109ZM114 194H115V193H113L112 195H114ZM122 194H124V193H122ZM128 194H127V195H128ZM160 194H162V192H161ZM1 195H2V194H1ZM5 195H6V194H5ZM7 195H6V196H7ZM9 195H10V194H9ZM14 195L18 196L17 194H14ZM19 195H20V194H19ZM24 195L27 196L25 193H24ZM32 195L29 194L28 197L30 198ZM34 195H35V194H34ZM61 195H62V194H61ZM65 195H66V194H65ZM106 195H107V194H106ZM110 195H111V194H110ZM117 195H119V193H117ZM133 195H135V193H134ZM168 195H169V193H168ZM170 195H171V194H170ZM3 196H4V195H3ZM3 196H2V197H3ZM6 196H4V197H6ZM10 196H11V195H10ZM44 196L46 197V195H44ZM54 196H55V195H54ZM57 196H58V195H57ZM69 196H70V195H69ZM104 196H105V194H104ZM124 196L126 197V195H124ZM129 196H130V195H129ZM129 196H128V197H129ZM139 196H140V195H139ZM155 196H156V195H155ZM160 196L162 197V195H160ZM165 196H166V195H165ZM165 196H163V197H164L163 200L165 199ZM227 196H229V195H227ZM4 197H3V198H4ZM13 197H14V196H13ZM34 197H35L34 199L38 198V197H36V196H34ZM42 197H43V196H42ZM50 197H51V196H50ZM58 197H59V196H58ZM70 197H71V196H70ZM70 197H69V198H70ZM78 197H79V195H78ZM105 197H106V196H105ZM113 197H114V196H113ZM122 197H123V195H122ZM125 197H124V198H125ZM161 197H160V198H161ZM166 197H167V196H166ZM168 197H169V196H168ZM187 197H188V196H187ZM196 197H197V196H196ZM208 197H209V196H208ZM225 197H226V196H225ZM238 197H239V196H238ZM7 198H8V197H7ZM9 198H10V197H9ZM17 198H18V197H17ZM39 198H40V197H39ZM39 198H38L37 200L40 201L41 198H40V199H39ZM53 198L55 199V197H53V196H52V200H51L50 198H49V199H50L51 201L55 202ZM56 198H57V197H56ZM59 198H60V197H59ZM79 198H81V197H79ZM120 198H121V197H120ZM120 198H119V199H120ZM143 198H144V197H143ZM145 198H146V197H145ZM148 198H149V197H148ZM156 198H157V197H156ZM236 198H237V197H236ZM0 199H1V198H0ZM11 199H12V198H11ZM13 199H14V198H13ZM34 199H33V200H34ZM44 199H45V198H44ZM44 199H43V200H44ZM71 199H72V198H71ZM73 199H74V196H73ZM103 199H104V198H103ZM113 199H116V198H113ZM119 199H118V202H120ZM122 199H123V198H122ZM131 199H132V198H131ZM131 199H130V200H131ZM141 199H142V198H141ZM151 199H152V198H151ZM151 199H149L147 202H149ZM193 199H194V196H193ZM196 199H197V198H196ZM196 199H195V200H196ZM223 199H224V198H223ZM230 199H231V198H229V200H230ZM2 200H3V199H2ZM8 200H9V199H8ZM16 200H17V199H15V201H16ZM45 200H46V199H45ZM75 200H76V199H75ZM85 200H86V199H85ZM133 200H134V199H133ZM153 200H154V199H153ZM153 200H152V201H153ZM155 200H156V199H155ZM158 200H160V199L158 198ZM181 200H182V199H181ZM206 200H207V199H206ZM0 201H1V200H0ZM4 201H5V199H4ZM6 201H7V200H6ZM11 201L14 202V200H11ZM34 201H35V200H34ZM34 201H33V203H34ZM41 201H42V200H41ZM58 201H59V199H58ZM72 201L74 202V200H72ZM77 201H78V200H77ZM94 201H96V200H94ZM136 201H137V199H136ZM138 201H139V200H138ZM189 201H190V200H189ZM202 201H203V200H202ZM223 201H224V200H223ZM7 202H8V201H7ZM13 202H12V206H14V205H13V204H14ZM43 202H44V201H43ZM48 202H50V201H48ZM53 202H52V205H53ZM62 202H64V201H62ZM65 202H66V200H65ZM67 202H68V201H67ZM103 202H104V201H103ZM110 202H111V201H110ZM121 202H122V200H121ZM124 202L126 203V201H124ZM127 202H128V201H127ZM129 202H131V201H129ZM140 202H141V201H140ZM143 202H144V201H143ZM156 202H158V201L156 200ZM166 202H168V201L165 200V201L163 202V205H164V204H167ZM229 202H230V201H229ZM252 202H253V201H252ZM8 203H9V202H8ZM8 203H7V204H8ZM30 203H32V201H30ZM45 203H46V201H45ZM60 203H61V202H60ZM74 203H75V202H74ZM95 203H96V202H95ZM125 203H123V204H125ZM158 203H159V202H158ZM174 203H175V202H173V204H174ZM4 204H5V203H4ZM15 204H16V203H15ZM19 204H20V203H19ZM25 204H26V203H25ZM37 204H38V206H39V203H38V202H37ZM49 204H51V203H49ZM104 204H105V203H104ZM134 204H135V203H134ZM140 204H141V203H140ZM160 204H162V203H160ZM160 204H159V206H160ZM175 204H176V203H175ZM204 204H205V203H204ZM1 205H2V204H1ZM16 205H17V204H16ZM16 205H15V206H16ZM29 205H30V204H29ZM33 205H34V204H33ZM33 205H32V206H33ZM42 205H43V204H42ZM46 205H47V204H46ZM63 205H64V204H63ZM70 205H72V204H70ZM74 205H75V204H74ZM74 205H73V207H74ZM84 205H85V204H84ZM142 205H144V204H142ZM201 205H202V204H201ZM201 205H200V206H201ZM239 205H240V204H239ZM7 206H8V205H7ZM9 206H10V205H9ZM12 206H11V207H12ZM22 206H23V205H22ZM25 206H26V205H25ZM34 206H35V205H34ZM54 206H55V205H54ZM56 206H57V205H56ZM79 206H80V205H79ZM81 206H82V205H81ZM97 206H98V203H97ZM110 206H111V205H110ZM114 206H115V205H114ZM120 206H121V205H120ZM120 206H119V208L122 209L123 207L121 206V207H122V208H121ZM127 206H128V205H127ZM170 206H171V205H170ZM173 206H174V205H173ZM18 207H19V206H18ZM52 207H53V206H52ZM52 207H51V208H52ZM59 207H61V206H59ZM59 207H58V208H59ZM77 207H78V205H77ZM92 207H93V206H92ZM92 207H91V208H92ZM124 207H125V206H124ZM128 207H129V206H128ZM132 207H133V206H132ZM132 207H131V208H132ZM147 207H148V206H147ZM153 207H154V206H153ZM161 207H163V206H161ZM164 207H166V206H164ZM175 207H176V206H175ZM178 207H179V206H178ZM180 207H181V206H180ZM185 207H186V206H185ZM189 207H190V206H189ZM203 207H204V205H203ZM206 207H207V206H206ZM248 207H249V206H248ZM1 208H3V207L1 206ZM5 208H6V206H5ZM8 208H9V207H8ZM37 208H38V207H37ZM45 208H46V207H45ZM49 208H50V207H49ZM104 208H105V207H104ZM119 208H118L117 213H119V210H120ZM129 208H130V207H129ZM131 208H130L129 210H127V208H125V210L129 211V212L132 214V213H134V212H133V210H132V212L130 211ZM157 208H158V207H157ZM167 208L170 209V208L168 207V204H167V207H166L165 209H167ZM183 208H184V207H181L182 210L185 209V208H184V209H183ZM209 208H210V207H209ZM216 208H217V207H216ZM249 208H250V207H249ZM12 209H14V208L12 207ZM16 209H17V208H16ZM27 209H28V208H27ZM38 209H39V208H38ZM46 209H47V208H46ZM46 209H45V211H46ZM53 209H54V208H53ZM53 209H52V211H53ZM85 209H86V207H85ZM92 209H94V208H92ZM97 209H98V208H97ZM106 209H107V206H106ZM106 209H105V210H106ZM112 209H113V208H112ZM133 209L135 210V208H133ZM144 209H145V207H144ZM181 209H180V210H181ZM186 209H187V208H186ZM186 209H185V210H186ZM200 209H201V208H200ZM206 209H207V208H206ZM2 210H3V209H2ZM4 210H5V209H4ZM7 210H8V209H7ZM9 210H10V209H9ZM9 210L6 211V212L8 213ZM47 210H48V209H47ZM66 210H67V209H66ZM74 210H75V209H74ZM77 210H78V209H77ZM95 210H96V209H95ZM95 210H94V213H95ZM99 210H100V209H98V212H99ZM102 210H103V208H102ZM116 210H117V209H116ZM137 210H138V209H136V211H137ZM151 210H152V209H151ZM159 210L164 211L163 209H159ZM248 210H249V209H248ZM248 210H247V212H248ZM263 210H264V208H263ZM12 211H13V210H12ZM15 211H17V210H15ZM49 211H50V210H49ZM80 211H81V209H80ZM89 211L91 212V210H89ZM89 211H88V212H89ZM120 211H121V210H120ZM122 211H123V210H122ZM127 211H126L125 213H123V214H124V215H125V214H126V215H129V214L127 213ZM145 211H147V210H145ZM166 211H167V210H166ZM166 211H164V212H166ZM187 211H188V210H187ZM210 211H211V210H210ZM0 212H4V211H0ZM6 212H5V213H6ZM58 212H59V211H58ZM64 212H65V211H64ZM84 212H85V211H84ZM90 212H89V213H90ZM100 212H101V211H100ZM105 212H106V211H105ZM105 212H104V214H105ZM108 212H109V211H108ZM108 212H107V213H108ZM110 212H111V211H110ZM113 212H114V211H113ZM148 212H149V211H148ZM154 212H155V211H154ZM172 212H173V211H172ZM198 212H199V211H197V213H198ZM223 212H224V211H223ZM5 213H4V214H5ZM7 213H6V214H7ZM10 213H11V211H10ZM10 213H9V215H8V214H7V215H8L9 217L11 216V218H12L13 215H14V214H13L14 212L12 213L13 215H12V214L10 215ZM15 213H16V212H15ZM23 213H24V212H23ZM53 213H54V212H53ZM80 213H81V212H80ZM80 213L77 212V214H79V215H80ZM89 213H88V215H89ZM92 213H93V212H92ZM94 213H93V214H94ZM96 213H97V212H96ZM96 213H95V215H93V217L95 216V218L97 217V216H96ZM102 213H103V212H101V215H102ZM135 213H137V212H135ZM138 213H139V212H138ZM162 213H163V212H162ZM221 213H222V212H221ZM6 214H5V215H6ZM56 214H57V213H56ZM70 214H71V213H70ZM90 214H91V213H90ZM97 214H98V213H97ZM104 214H103L104 219L108 218V217H106L107 214H105V216H104ZM121 214H122V213H121ZM131 214H130V216H131ZM148 214H149V213H148ZM160 214H161V213H160ZM203 214H204V213H203ZM207 214H209V213H207ZM207 214H206V215H207ZM214 214H215V213H214ZM1 215H2V214H1ZM46 215H47V214H46ZM81 215H83V214L81 213ZM113 215H114V214H113ZM116 215H117V214H116ZM116 215H115V216H116ZM150 215L153 216L151 213H150ZM161 215H162V214H161ZM165 215H166V214H165ZM170 215H171V213H170ZM190 215L192 216V214H190ZM209 215H210V214H209ZM14 216H15V215H14ZM53 216H54V214H53ZM55 216H56V215H55ZM57 216H62V215L59 214V215H57ZM73 216H74V215H73ZM77 216H78V215H77ZM85 216H86V215L84 214V215L81 217L82 219L78 216V217H79L78 219H81V220L83 221V219H84ZM108 216H109V215H108ZM111 216H112V215H111ZM115 216H114V217H115ZM117 216H119V215H117ZM122 216H123V215H122ZM151 216H149V217H151ZM154 216H155V215H154ZM162 216H164V214H163ZM168 216H169V215H168ZM195 216H196V215H195ZM197 216H198V215H197ZM45 217H46V216H45ZM66 217H67V216H66ZM75 217H76V216H75ZM86 217H87V216H86ZM88 217L90 218V221L93 222V221H92L93 219H91L92 217H90V215H89ZM99 217H101V216H99ZM105 217H106V218H105ZM114 217H113V218H114ZM123 217H126V216H123ZM123 217H122V218H123ZM134 217H137L136 214H134ZM139 217H140V216H138V218H139ZM166 217H167V216H166ZM169 217H170V216H169ZM169 217H168V221H169ZM183 217H184V216H183ZM203 217H204V216H203ZM235 217H237V216H235ZM0 218H2V216H1ZM3 218H6V217H3ZM11 218H9V219H11ZM52 218H53V217H52ZM52 218H51V219H52ZM61 218H62V217H61ZM72 218H74V217H72ZM89 218H87V219H89ZM140 218H141V217H140ZM152 218L155 220V217H152ZM152 218H151V219H152ZM156 218H158V220H159V216H157ZM162 218H164V217H162ZM170 218H171V217H170ZM173 218H174V217H173ZM173 218H172V219H173ZM178 218H179V217H178ZM185 218H187V216H186ZM189 218H190V217H189ZM12 219H13V218H12ZM87 219H85V220H87ZM96 219H97V218H96ZM98 219H100V218H98ZM118 219H119V217H118V218H115L116 222L119 221ZM126 219H128V217H126ZM142 219H143V218H142ZM165 219H166V218H165ZM176 219H177V217H176ZM176 219H174V220H176ZM195 219H196V218H195ZM198 219H199V218H198ZM201 219H202V218H201ZM236 219H237V218H236ZM57 220H58V219H57ZM70 220H72V219H70ZM100 220H102V219H100ZM107 220H108V219H107ZM109 220H110V218H109ZM117 220H118V221H117ZM139 220H140V219H139ZM139 220H137V221L140 222ZM190 220H191V218H190ZM192 220H193V219H192ZM230 220H231V219H230ZM0 221H1V219H0ZM3 221H4V220H3ZM7 221H8V220H7ZM13 221H14V220H13ZM53 221H54V220H53ZM63 221H64V220H63ZM72 221L74 222V221H76V219H74V220H72ZM77 221H78V220H77ZM79 221H80V220H79ZM90 221H89V222H90ZM96 221H97V220H95V221L93 222L94 225H95V222H96ZM98 221H99V220H98ZM102 221L104 222L105 220H102ZM110 221H111V220H110ZM124 221H126V222H130L129 220H128V221H127V220H124ZM133 221H134V220H133ZM142 221H143V220H142ZM144 221H145V223H146L147 220H144ZM159 221H160V220H159ZM198 221H199V220H198ZM204 221H205V220H204ZM208 221H209V220H208ZM239 221H240V220H239ZM247 221H248V220H247ZM1 222H2V221H1ZM4 222H5V221H4ZM27 222H28V221H27ZM37 222H38V221H37ZM46 222H47V221H46ZM87 222H88V221H87ZM87 222H85V223L87 224ZM89 222H88V225L91 224V223H89ZM100 222H101V221H100ZM103 222H102V223H103ZM108 222H109V221H108ZM112 222H113V221H112ZM152 222L154 223L155 221H152ZM166 222H167V221H166ZM185 222H186V221H185ZM185 222H184V223H185ZM200 222H201V221H200ZM251 222H252V221H251ZM251 222H250V223H251ZM262 222H264V221L262 220L261 223H262ZM8 223H11V222H8ZM48 223H49V222H48ZM67 223H68V221H67ZM70 223H71V222H70ZM76 223H77V222H76ZM85 223H84V224H85ZM102 223H101V224H102ZM118 223H119V222H118ZM121 223H122V222H121ZM121 223H120V225H121ZM130 223H131V222H130ZM130 223H128L129 226L131 225ZM148 223H149V221H148ZM158 223H159V222H158ZM160 223H161V222H160ZM173 223H174V222H173ZM181 223H182V222H181ZM202 223H203V222H202ZM209 223H210V222H209ZM231 223H232V222H231ZM244 223H245V222H244ZM247 223H248V222H246V224H247ZM258 223H259V222H258ZM258 223H257V224H258ZM261 223H260V224H261ZM26 224H27V223H26ZM43 224H44V223H43ZM73 224H75V223H73ZM73 224H72V225H73ZM80 224H81V223H80ZM103 224H105V222H104ZM103 224L101 225L102 227H103V226H106V224H105V225H103ZM109 224L112 226L111 222H110ZM114 224H115V222L113 223V226H114ZM124 224H125V223H124ZM124 224H123L122 227L125 226ZM189 224H190V222H189ZM206 224H207V223H206ZM254 224H255V223H254ZM12 225H13V223H12ZM14 225H15V224H14ZM27 225H28V224H27ZM41 225H42V224H41ZM77 225H78V224H77ZM88 225H86V226H87L86 228H90V227H88ZM94 225H93V226H94ZM96 225H98V224H96ZM128 225H126V226H128ZM152 225H153V224H152ZM181 225H183V224H181ZM209 225H210V224H209ZM258 225H259V224H258ZM6 226H7V225H6ZM8 226H9V225H8ZM45 226H46V225H45ZM49 226H50V225H49ZM78 226H79V225H78ZM82 226H83V225H82ZM89 226H90V225H89ZM101 226H99V227L97 226V229H98V228L100 229ZM132 226H134V224H133ZM161 226H162V225H161ZM171 226H172V225H171ZM174 226H175V225H174ZM192 226H194V225H192ZM205 226H206V225H204V227H205ZM259 226H260V225H259ZM13 227H14V226H13ZM29 227H30V226H28V228H29ZM31 227H32V226H31ZM38 227H39V226H38ZM38 227H36V228H38ZM68 227H69V226H68ZM75 227H76V226H75ZM94 227H95V226H94ZM107 227H108V226H107ZM120 227H121V226H120ZM120 227H119V228H120ZM130 227H131V226H130ZM137 227H139V226H138V223H137ZM143 227H144V226H143ZM145 227H146V225H145ZM145 227H144V230H145ZM172 227H173V226H172ZM177 227H178V226H177ZM184 227H185V225H184ZM207 227H208V226H207ZM211 227H212V226H211ZM260 227H261V226H260ZM6 228H7V227H6ZM11 228H12V226H11ZM24 228H25V227H24ZM40 228H41V226H40ZM40 228H39V229H40ZM42 228H43V226H42ZM66 228H67V227H66ZM81 228H82V227H81ZM92 228H93V227H92ZM104 228H106V227H104ZM108 228H109V227H108ZM115 228H117L116 225H115ZM115 228H114V229H115ZM126 228L129 229L128 227H126ZM133 228H134V227H132V229H133ZM139 228H142V226L139 227ZM157 228H158V227H157ZM161 228H163V227H161ZM179 228H180V227H179ZM181 228H182V227H181ZM216 228H218V227H216ZM224 228H225V227H224ZM261 228H262V227H261ZM29 229H30V228H29ZM29 229H28V230H29ZM56 229H57V228H56ZM60 229H61V228H60ZM76 229H77V228H76ZM122 229H123V228H122ZM134 229H135V228H134ZM136 229H137V228H136ZM151 229H153V227H152V228L150 227V230H149L150 232L154 231V229H153V230H151ZM193 229H194V228H193ZM195 229H196V228H195ZM258 229H259V227H258ZM10 230H12V229H10ZM10 230H9V231H10ZM25 230H26V229H25ZM30 230H32V228H31ZM35 230H36V229H35ZM35 230H34V231H35ZM37 230H38V229H37ZM84 230H85V228L83 229V231H84ZM87 230H88V229H87ZM93 230H94V229H93ZM103 230H104V229H103ZM105 230H106V229H105ZM115 230H116V229H115ZM118 230H119V229H118ZM118 230H117V231H118ZM129 230H130V229H129ZM137 230H139V229H137ZM140 230H142V229H140ZM144 230H143V231H144ZM146 230H148V227H147ZM146 230H145V233H146ZM210 230H211V229H210ZM216 230L218 231V229H216ZM216 230H215V232H216ZM230 230H231V229H230ZM237 230H238V229H237ZM263 230H264V229H263ZM15 231H16V230H15ZM22 231H23V230H22ZM32 231H33V230H32ZM70 231H71V230H70ZM70 231H69V232H70ZM73 231H74V230H73ZM77 231H78V229H77ZM94 231H95V230H94ZM100 231H101V229H100ZM117 231H112V232H117ZM124 231L127 232L126 229H124ZM131 231H132V230H131ZM131 231H130V232H131ZM246 231H248V230H246ZM12 232H13V231H12ZM17 232H18V230H17ZM26 232H27V231H26ZM36 232H37V231H36ZM36 232H34V233L36 234ZM44 232H45V230H44ZM69 232H68V233H69ZM102 232H104V231H102ZM126 232H125V233H126ZM132 232H133V231H132ZM132 232H131V234H132ZM138 232H139V231H137V234H138ZM140 232H142V231H140ZM150 232H148V233L150 234ZM154 232H156V231H154ZM22 233H23V232H22ZM30 233H32V232H30ZM70 233H71V232H70ZM75 233H76V232H75ZM78 233H79V232H78ZM85 233H86V231H85ZM88 233H89V232L87 231V234H88ZM92 233H93V231H92ZM95 233H96V232H95ZM99 233H100V232H99ZM118 233H119V232H118ZM118 233H117V236H118ZM127 233H128V232H127ZM142 233H144V232H142ZM157 233H158V232H157ZM164 233H165V232H164ZM195 233H196V232H195ZM216 233H218V232H216ZM238 233H239V231H238ZM259 233H260V232H259ZM5 234H6V233H5ZM24 234H25V233H24ZM28 234H29V233H28ZM41 234H42V232H41ZM47 234L49 235V233H47ZM97 234H98V233H97ZM104 234H105V233H104ZM107 234H108V233H107ZM107 234H106V235H107ZM109 234H110V233H109ZM112 234H113V233H112ZM114 234H115V233H114ZM119 234H120V233H119ZM129 234H130V233H129ZM146 234H147V233H146ZM146 234H144V235H146ZM153 234H155V233H153ZM226 234H227V233H226ZM229 234H231V233H229ZM251 234H252V233H251ZM1 235H2V234H1ZM20 235H21V234H20ZM52 235H54V234H52ZM69 235L72 236V233L69 234ZM75 235L77 236V234H75ZM81 235H82V234H81ZM90 235H91V234H90ZM98 235H99V234H98ZM102 235H103V233H102ZM102 235H101V236H102ZM106 235H105V236H106ZM135 235H136V234H135ZM135 235H134V236H135ZM139 235L141 236V233H139ZM139 235H137V236L140 238ZM157 235H158V234H157ZM159 235H160V234H159ZM203 235H204V234H203ZM263 235H264V234H263ZM2 236H3V235H2ZM38 236H39V235H38ZM49 236H50V235H49ZM49 236L45 235V237H47V239H48ZM73 236H74V235H73ZM78 236H79V238H78V240H79V239H80V233L78 234ZM85 236H86V235H85ZM88 236H89V235H88ZM115 236H116V235H115ZM132 236H133V234L131 235V238L133 239L134 236H133V237H132ZM151 236H153V238H154V235H151ZM228 236H229V235H228ZM8 237H9V236H8ZM25 237H26V236H25ZM28 237H29V236H28ZM34 237H35V236H34ZM81 237H82V236H81ZM102 237L104 238V236H102ZM147 237H148V236H147ZM255 237H256V234H255ZM26 238H27V237H26ZM38 238H39V237H38ZM63 238H64V237H63ZM72 238H73V239H74V238L76 239L75 236L72 237ZM82 238H83V237H82ZM82 238H81V239H82ZM125 238H126V237H125ZM156 238H158V237H156ZM156 238H155V239H156ZM160 238H161V237L159 236V240H160ZM209 238H210V237H209ZM215 238H217V236H216ZM220 238H221V236H220ZM223 238H224V237H223ZM0 239H1V238H0ZM10 239H11V238H10ZM13 239H14V238H13ZM31 239H32V238H31ZM31 239H30V240H31ZM53 239H55V238H53ZM61 239H62V238H61ZM65 239H66V238H65ZM68 239L70 240V237H67L66 240H68ZM75 239H74V241H76ZM89 239H90V237H89ZM98 239H100V237H99ZM98 239H97V240H98ZM104 239H105V238H104ZM132 239H131V240H132ZM136 239H137V237H136ZM173 239H174V238H173ZM254 239H255V238H254ZM3 240H4V239H3ZM55 240H56V239H55ZM71 240H72V239H71ZM101 240H102V239H101ZM113 240H114V239H113ZM115 240H116V239H115ZM137 240H138V239H137ZM137 240H136V242H137ZM141 240H142V239H141ZM152 240H153V242H155L154 239H152ZM171 240H172V239H171ZM175 240H176V239H175ZM257 240H258V239H257ZM57 241H58V239H57ZM64 241H65V240H63V242H62V241H60V242H62V244H64ZM74 241H73V242H74ZM81 241H83V239H82ZM84 241H86V240H84ZM99 241H100V240H99ZM117 241H119V240L117 239ZM127 241H129V240H127ZM211 241H212V240H211ZM15 242H16V241H15ZM36 242H37V241H36ZM60 242H59V243H60ZM79 242H80V241H79ZM86 242H87V241H86ZM91 242H92V241H91ZM97 242H98V241H97ZM100 242H101V241H100ZM102 242H103V241H102ZM129 242H130V241H129ZM132 242H133V241H132ZM134 242H135V239H134ZM138 242H139V241H138ZM138 242H137V244H138ZM145 242H146V241H145V237H144V242L141 243V241H140L139 243L143 244V243H145ZM151 242H152V241H151ZM153 242H152V243H153ZM158 242H159V241H158ZM178 242H179V240H178ZM183 242H184V241H183ZM50 243H51V241H50ZM59 243H58V244H59ZM71 243H72V241H71ZM82 243H84V242H82ZM126 243H128V242H126ZM147 243H148V242H147ZM147 243H146V244H147ZM156 243H157V241H156ZM156 243H155V244H156ZM180 243H181V242H180ZM180 243H179V244H180ZM198 243H199V242H198ZM211 243H212V242H211ZM214 243H215V242H214ZM17 244H18V242H17ZM19 244H20V243H19ZM19 244H18V245H19ZM23 244H24V243H23ZM56 244H57V243H56ZM85 244H86V243H85ZM109 244H110V243H109ZM131 244H132V243H131ZM141 244H140V245H141ZM148 244H149V243H148ZM148 244L145 245V246L147 247ZM173 244H174V243H173ZM191 244H192V243H191ZM193 244H194V242H193ZM12 245H13V244H12ZM14 245H16V243H15ZM14 245H13V247H14ZM18 245H17V248H18ZM50 245H51V244H50ZM52 245H53V244H52ZM64 245H65V244H64ZM67 245H69V244H67ZM72 245H73V244H72ZM81 245H82V244H81ZM87 245H88V244H87ZM96 245H97V244H96ZM105 245H106V243L104 244V246H105ZM143 245H144V244H143ZM143 245H141V246H142V247H145V246H143ZM176 245H177V244H176ZM181 245H182V244H181ZM181 245H180V246H181ZM183 245H185V243H184ZM208 245H209V243H208ZM233 245H234V244H233ZM20 246H21V245H20ZM27 246H28V245H27ZM65 246H66V245H65ZM73 246H75V245H73ZM73 246H72V247H73ZM82 246H83V245H82ZM84 246H86V245H84ZM97 246H98V245H97ZM102 246H103V245H102ZM137 246H139V245H137ZM150 246H151V245H150ZM162 246H163V245H162ZM172 246H173V245H172ZM191 246H192V245H191ZM194 246H195V245H194ZM205 246H206V245H205ZM222 246H223V245H222ZM237 246H239V245H237ZM261 246H262V245H261ZM1 247H2V246H1ZM24 247H26V246H24ZM29 247H30V246H29ZM29 247H28V248H29ZM60 247H61V245H60ZM63 247H64V246L62 245V248H63ZM67 247H68V246H67ZM72 247H71V248H72ZM86 247H87V246H86ZM112 247H113V246H112ZM142 247H141V248H142ZM146 247H145V248H146ZM148 247H149V246H148ZM160 247H161V246H160ZM178 247H179V246H178ZM199 247H200V246H199ZM199 247H196V248H198V250H199ZM201 247H202V246H201ZM206 247H207V246H206ZM223 247H224V246H223ZM20 248H21V247H20ZM57 248H58V247H57ZM65 248H66V247H65ZM77 248H79V247L77 246ZM87 248H88V247H87ZM96 248H97V247H96ZM98 248H101V247H98ZM149 248H150V247H149ZM155 248H156V247H155ZM169 248H170V247H169ZM209 248H210V247H209ZM213 248H214V247H213ZM225 248H226V247H225ZM236 248H237V247H236ZM236 248H233V249H236ZM262 248H263V247H262ZM0 249H1V248H0ZM2 249H3V248H2ZM58 249H59V248H58ZM66 249H68L67 251H69V248H66ZM66 249L63 248L64 251H65ZM72 249H73V251L76 250L75 248H72ZM72 249H71V250H72ZM74 249H75V250H74ZM85 249H86V248H85ZM106 249H107V247H106ZM112 249H113V248H112ZM112 249H111V250H112ZM114 249H115V248H114ZM114 249H113V250H114ZM163 249H164V248H163ZM165 249H166V248H165ZM178 249H179V248H178ZM180 249H181V248H180ZM189 249H190V248H189ZM200 249H202V248H200ZM16 250H17V249H16ZM20 250H21V249H20ZM24 250H25V248H24ZM31 250H33V249L31 248ZM31 250H30V251H31ZM60 250H61V249H60ZM115 250H116V249H115ZM170 250H171V249H170ZM182 250H183V249H182ZM191 250H192V249H191ZM238 250H239V249H238ZM246 250H247V249L245 248L244 253L246 252ZM6 251H7V250H5V252H6ZM18 251H19V250H18ZM81 251H83V250H81ZM142 251H143V249H142ZM148 251H150V250H148ZM157 251H158V250H157ZM176 251H177V250H175V252H176ZM192 251H193V250H192ZM202 251H203V250H202ZM216 251H217V250H216ZM233 251H234V250H233ZM0 252H2V251H0ZM3 252H4V251H3ZM5 252H4V253H5ZM26 252H28V251L26 250ZM35 252H36V251H35ZM69 252H70V251H69ZM69 252H68V253H69ZM77 252H78V250H77ZM88 252H90V251H88ZM102 252H103V251H102ZM111 252H112V251H111ZM111 252H110V256H111ZM145 252L147 253V251H145ZM171 252H172V251H171ZM212 252H214V251H212ZM235 252H236V251H235ZM238 252H239V251H238ZM248 252H249V251H247V256H248ZM251 252H252V251H251ZM251 252H250V254H251ZM6 253H7V254H10V253H8V251H7ZM14 253H15V252H14ZM68 253H67V255H69ZM74 253H76V251H75ZM139 253H140V251H139ZM142 253H144V252H142ZM146 253H145V256H146ZM150 253H151V252H149V254H150ZM156 253H157V252H156ZM159 253H160V252H159ZM169 253H170V252H169ZM191 253H192V252H191ZM227 253H228V252H227ZM233 253H234V252H233ZM240 253H241V252H240ZM1 254H2V253H1ZM29 254H30V253H29ZM100 254H103V255H104V253H100ZM116 254H117V253H116ZM164 254H165V253H164ZM210 254H212V253H210ZM235 254H236V253H235ZM253 254H254V253H253ZM18 255H19V254H18ZM30 255H32V253H31ZM67 255H66V256H67ZM77 255H78V254H77ZM81 255H82V254H81ZM89 255H91V254H89ZM127 255H128V254H127ZM137 255H138V254H137ZM140 255H141V254H140ZM142 255H144V254H142ZM151 255H152V254H151ZM151 255H149V256H151ZM153 255H154V254H153ZM212 255H213V254H212ZM216 255H217V254H216ZM242 255H243V254H242ZM3 256H4V254H3ZM8 256H9V255H6L7 258H8ZM14 256H15V255H14ZM19 256H20V255H19ZM26 256H27V253H26ZM87 256H88V255H87ZM112 256H113V255H112ZM147 256H148V255H147ZM147 256H146V258H147ZM154 256H155V255H154ZM157 256H158V255H157ZM170 256H171V254H170ZM179 256H180V254H179L177 257H179ZM208 256H209V255H208ZM210 256H211V255H210ZM239 256H240V254H239ZM247 256H246V257H247ZM249 256H251V255H249ZM6 257H5V258H6ZM9 257H11V256H9ZM21 257H22V256H21ZM29 257H30V256H29ZM70 257H72V255H71ZM77 257H78V256H77ZM77 257H76V258H77ZM79 257H80V256H79ZM81 257H82V256H81ZM90 257H91V256H90ZM105 257H106V256H105ZM143 257H144V256H143ZM155 257H156V256H155ZM155 257H154V258H155ZM190 257H191V256H190ZM242 257L244 258V256H242ZM13 258H15V257H13ZM84 258H85V257H84ZM84 258H83V259H84ZM113 258H114V257H113ZM118 258H119V257H118ZM132 258H133V257H132ZM149 258H151V257H149ZM149 258H147V259L150 260ZM172 258H174V256H173ZM175 258H176V257H175ZM16 259H17V258H16ZM16 259H15V260H16ZM71 259H72V258H71ZM78 259H79V258H78ZM83 259H82V260H83ZM143 259H145V258H143ZM147 259H146V261H147ZM155 259H157V258H155ZM164 259H165V258H164ZM181 259H183V258H181ZM211 259H212V258H211ZM244 259H245V258H244ZM253 259H254V258H253ZM4 260H5V259H4ZM6 260H7V259H6ZM9 260H10V259H9ZM65 260H66V259H65ZM72 260H73V259H72ZM82 260H78V261H82ZM85 260H86V258H85ZM103 260H104V259H103ZM159 260H160V259H159ZM193 260H194V258H193ZM197 260H198V259H197ZM205 260H206V259H205ZM217 260H218V259H217ZM221 260H222V259H220L219 261H221ZM225 260H226V259H225ZM10 261H12V260H10ZM10 261H9V262H10ZM25 261H26V260H25ZM118 261H119V260H118ZM135 261H136V260H135ZM141 261H143V260H142V257H141ZM156 261H157V260H156ZM163 261H164V260H163ZM171 261H172V260H171ZM6 262H7V261H6ZM12 262H13V261H12ZM12 262H11V264H12ZM17 262H18V260H17ZM22 262H23V261H22ZM27 262H28V261H27ZM33 262H35V261H33ZM36 262H38V261H36ZM64 262H65V261H64ZM64 262H63V263H64ZM143 262H144V261H143ZM172 262H175V261H172ZM240 262H241V261H240ZM2 263H3V262H2ZM4 263H5V262H4ZM13 263H14V262H13ZM24 263H25V262H24ZM45 263H46V262H45ZM71 263H74V262H71ZM81 263H82V262H81ZM156 263H158V262H156ZM177 263H178V261H177ZM207 263H208V262H207ZM218 263H220V262H218ZM218 263H217V264H218ZM226 263H227V262H226ZM6 264H7V263H6ZM8 264H10V263H8ZM28 264H29V263H28ZM30 264H31V263H30ZM39 264H40V263H39ZM74 264H75V263H74ZM76 264H77V263H76ZM138 264H140V263H138ZM166 264H167V263H166ZM180 264H182V262H181ZM212 264H213V263H212ZM229 264H230V263H229ZM234 264H235V263H234Z\"/></svg>",
	"mask_w": 264,
	"mask_h": 264
}]
</instances>
